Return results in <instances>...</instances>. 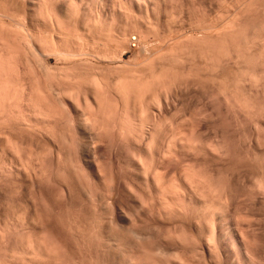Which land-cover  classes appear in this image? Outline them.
Wrapping results in <instances>:
<instances>
[{
  "label": "rangeland",
  "instance_id": "1",
  "mask_svg": "<svg viewBox=\"0 0 264 264\" xmlns=\"http://www.w3.org/2000/svg\"><path fill=\"white\" fill-rule=\"evenodd\" d=\"M43 1H45V0H42V2ZM50 1L51 0L47 1L48 4L51 3L50 6H46V4L44 5V6H46V10L49 9L50 12L49 11L43 12L40 8H38V6H36V5L32 6L30 4V0H0V13L2 12L1 14L7 13L10 15L12 13L15 16L16 15L15 12H17V14L19 16L17 15V17L15 16V18L21 19L23 17L21 19L22 21L24 20L25 23L28 21V23H26V25L28 24L27 27H28V29L30 28L29 32H31L32 34L36 33L35 35L37 36V41L39 40V42H37L38 45L41 46V44H45L46 46H49V47L53 46V45H57V48H59L58 50H60V52L68 50L67 52L70 56H72V55L75 56V57L72 56V58H74V60L70 56H67L66 57V58H68V61H67V59H65L64 57L61 58L62 56L58 55V53H60V52L57 49H53V51H50L52 49V47L51 48L47 47V49L48 48L50 49V50H48L49 51L48 53L51 54V56H50L51 59H48L47 63H49V66L52 65V67L50 66L52 68V69H50L51 74L48 75L47 73L49 72L48 71L49 69L45 68L46 71H48V72H46L45 69H43L44 67L42 68L43 72H46V73L41 72L42 70L39 71V69H41V67L43 65L42 63H40V65H38L39 63L37 61H36L37 62L36 63V62H34V60H30L31 63L34 62L36 67L34 68L33 66L32 67L26 66V63H27V65H29L30 61L27 60V61H29V64H28V62L26 61V58L24 56H26L27 52L31 56L29 49H28V45L26 44L27 41H25V40L21 41L20 38H17L16 35L12 36V39L18 40L15 44V47L17 46V44H19V45L24 46V47H20L22 52H23V49L26 50L22 54H18V56L20 55L19 56L20 58H22V57L24 58V59L22 58V60L19 59L20 60V66H21L20 69L22 71V79L27 78L26 79V83H27L26 84L27 85L26 90L29 92L30 95L33 93L32 95L37 96V94H34V92H32V89L35 86L37 88H35L36 90L35 89L34 90L37 91L39 94H41L43 92L46 93V89L51 91V87H54V86H55V89H58V87H59V89H61L60 86H58L61 84L62 89L64 88V91H66L67 96L70 97V98L68 97L69 100L70 101L72 100V102H75L76 104H78V103L81 104L80 107L82 106L83 111H81V115H77L71 109H69V107L67 110L64 109V112L67 111V113L65 114L63 112V108L65 106L63 107V104L59 103V106L61 105L63 114H65L64 117H66V118H64V120L68 119L67 117L71 116L72 118L69 119L71 122L68 121V123H67V120H66L65 123L68 125V127L66 126L67 127L66 128L65 127L66 124L64 123V121L61 124L60 120L62 118L59 117L60 120L57 121V126H59V128L56 126L57 129H55L56 131H54V128H56V127L55 126H54V128L51 127L52 128L51 130H53V132L58 135L56 137L57 139H59V138L64 139L63 135L65 133V130L68 129L69 127L70 128L75 127L76 130H75V128H73L75 131L73 129H70V128L68 129L69 131H68V134L66 132L67 135H65V138H66V136L69 135L70 130H73L74 132L71 131V134L73 133L74 136H77L73 139L76 142V143L74 142L75 145L76 146H77V144H79V145L81 144V145L77 146L79 149L75 148V145H73V142H71L72 140L70 141V139H72L74 137V136H72V138L69 137L71 135L68 136V139H69L68 141L71 142L72 144L66 143L67 138L65 139L66 141L64 140L65 142H63V141H61V139H59L63 143L62 144L59 140L58 141L54 140V142L52 140V142H51L45 136V134H43V136H41L42 134L39 135L40 133L38 131L33 130L34 132H37V134H36V133H33L31 130H30L31 132L28 130L29 133H31V134L33 133V134L30 135L26 131L28 133V134L26 133L28 135L26 137L25 133H22L23 135L20 134L18 136L19 132L21 133L25 129H22V131L19 130L20 128L15 130L16 127H12L14 130L6 129V130H8V131H6L7 132L6 135L8 134L9 136H11V134H12V136L14 135V137L17 136L16 139L18 138V140L21 138V136H23L24 138L26 137V139H24L25 144H23L24 140L21 139L19 141L23 145L19 144V147H18L17 145H15V144L13 145V143H12L11 146H13V147L17 146L19 148L18 150L21 152L16 151L17 150L16 148H15L16 149L15 151L21 153V155L19 153H18V155L21 159H22L21 156H23L24 161L31 160V159H29V157L32 158L33 160H31V163H33V164H31L30 165L31 168H29L28 167L29 165L28 166L26 165L27 162H24L21 160L22 163L24 162L23 164H25L24 166H25V168H27L26 170L29 169V172L30 171L32 172V173L30 172L32 174V176L30 175L31 177L28 175L29 178H28V176H26V174L25 175L22 174V176H21L17 172H6V174L3 172H2L3 174L0 173V180L4 181L6 183L5 184L3 182L4 183V185H3V183L0 182V187H1L0 188V207H1L0 208L1 209L0 217H2L0 219V221H1L0 223L2 224L4 221H6L4 223L10 224L13 222H17V220L20 221L21 219H23V221H24V219L26 220L30 216H33L35 219H36V216H38L37 218H39L38 219L39 222L40 221L42 222V220H43L42 218L44 216H46V217H44V220L47 217L48 218L50 217L51 220L53 218L54 219L53 222L51 221L50 223H47V221L48 222L50 221V219H48V218H47L48 220H45V222H43L44 223L43 226L46 230L43 228V226L41 227L39 225L40 224L39 222H36L38 224V227H39V228H37V224L35 223L36 224V230L38 231V234H40V236H38L39 238H37V239L41 240L43 243H45V244H43L41 242L43 244V246L45 245L46 248L48 247V249H49V248L54 247V249L57 252L56 255L54 254L56 258L55 257L52 258V261H53L52 263L50 262L51 258L49 259L50 261H47L48 259L45 258L46 261H43L44 262V263L42 262L43 264H45L46 262H47V264H48V262L51 264H56L57 262H58L57 264H72L74 261L78 262V261H80V259L83 260V257L84 258L86 257V261H82V263L78 262L77 264H86L85 262H87V264H92L91 261H93L94 258H96L97 260L94 259L95 261L93 264H100V262H101V264H106V262H107V264H125V262H126V264H130L131 260H132V263L136 262L138 254L143 253V251H141V249H140L141 248L140 246H142L141 245L142 240L140 242V239H139V241H137L136 239H133V238L137 236V239H138V235L141 232H143V230H141L140 228L141 227L145 228L144 224L146 225V228L147 227L149 228V229L147 228L148 231L153 230V231H151V233L154 234L157 231L155 234L156 236L153 235L154 237H156L155 238L156 240L158 239V241H155V244L157 246L154 245V246H156V251L155 250L154 251L157 252L161 248V250L163 252L159 253L160 255L158 253H157L158 255H155V256H159V257H161V254L163 255L164 252L165 253L167 252L166 253L167 256L164 253V255L166 257L164 256V258H163V256H162L163 262L166 261L164 259L165 258L167 259L168 255H170L171 252L176 253L177 251L180 252L179 250H181V252H180L181 255L178 254V252L176 254H174V256L175 255L177 256L176 258H179V259H177L178 261L181 260L180 264H182L184 262H186L187 264H192V263L195 264L196 262H197L196 264H264V180H263L264 179V176H263L264 175V58H263L264 57L263 56L264 55V42H263L264 41V8H263L264 7V0H246V2L244 0H241V2H240V0H238V1L237 0H69L70 3H73L76 6L75 8H77V9H75V10L77 12L80 10L78 12V14H77V12H75L76 15H75V13H74V15H72V14L70 15L69 13L66 14V9L64 8V4L67 3L68 0H60L61 3L59 0H52L51 2ZM82 2H83V4H82ZM11 4H12V6H11ZM15 6L18 9H16ZM55 6H56V11H54V12L57 13L56 15L59 17L58 18L59 21L56 19L55 15L53 14V11L51 10ZM19 7H21V9ZM47 7H49V8L47 9ZM78 8H79V10H78ZM51 11H52V14H51ZM47 12H49V14L51 16H53V17L50 16L51 17L50 21H52L51 19L53 18L54 22L53 21L48 22L49 18L47 16H49V15ZM45 13H46V15H45ZM256 14H257V16H256ZM68 15H70V16H68ZM72 16H73V18H72ZM43 17L46 19V20H44V22L42 20V19H44ZM95 19H96V21H95ZM56 20L58 21V24L61 23L63 26H61V24H60L59 25L60 27H59L56 24L57 23ZM45 21H47V22H45ZM0 24H1L0 25V36H1L0 37V45L2 48L4 46L3 42L5 40H8V38L6 39L7 31L9 30L8 35L9 34L12 35V33H14V34H16V33H15V30H11L12 28H10V26L5 24V22H3L2 19H0ZM53 24H54L55 28L53 27ZM4 27L7 30H5ZM62 27H63V29H62ZM1 29H2V31H1ZM10 31H12V32H10ZM4 34H5V36H4ZM10 35L8 36L9 39L11 38ZM257 37H259L261 40L258 39ZM1 38H5V39H1ZM2 40H4V41L2 42ZM14 40H12V41L15 42ZM10 41H11V39L8 41L9 44L6 41L5 46L10 45ZM53 42H55V43L53 44ZM2 43H3V45H2ZM39 43H41V44H39ZM48 43H50V44L48 45ZM19 45L17 46L18 48H19ZM11 47H9V48H11ZM53 47L55 48V46H53ZM7 48H8V46L6 47V49L4 48V50L8 51L9 48H8V50H7ZM18 48H15V49L12 48V49L17 50ZM12 49H10V50L13 51ZM20 49H19V51H20ZM4 50L2 49V51H1V49H0L1 52H4ZM54 50L55 51L57 50L58 53L57 52L54 53ZM21 51L17 52V53H21ZM78 51H79V53H78ZM80 52H82V53L80 54ZM5 53H7V52H5ZM28 53H27V55H28ZM86 53H87V55H86ZM55 54H57V55L55 56ZM74 54H77V56ZM84 54H85V56H87V58L85 56H83ZM95 55H98L97 56L98 58ZM100 56H101V59H99ZM76 57L78 59H76ZM69 59H70V61H69ZM22 63L28 68V69H26V67H25L26 71L28 72V74L30 76L28 75V77H26L25 73H27V72L23 71L24 65H22ZM56 65H57V68H56ZM29 67L34 68V70L37 68V70H38L37 74H34V72L31 71L33 69H31L30 72H32L34 75L32 73H30ZM81 71H83V72H81ZM35 73H36V71H35ZM52 73H54V75L58 74L57 76L55 75V79L58 81H55L54 78H50L51 76L52 77L54 76ZM82 73H83V75H82ZM39 74H41L43 76L41 77V75H39ZM61 77H62V79H60ZM84 77H86V78H84ZM93 77L96 79V81H94L95 79ZM74 78L75 79L77 78V79L75 80ZM98 79H100V80H98ZM101 79L102 80L104 79L106 81L105 82L103 80V82L105 84L104 83L100 84L102 82ZM129 79L130 80L132 79L131 80L132 83L130 82ZM45 80H47V81H45ZM51 80H52V82H51ZM67 80L69 81V83ZM120 80L122 82L124 81L123 84L121 82V85L125 86V88L128 89V92H127V89H125L124 87H123L124 89H122V86H121V89H122L121 92L119 91L120 93L116 92L115 91L116 89L115 90L113 89L115 87L114 85L116 83H118L117 81H120ZM125 80H126V82H125ZM133 80L134 81L136 80L135 81L136 84L134 83ZM138 80H139V82H138ZM34 81H36V82H34ZM78 81H80V82H78ZM92 81H93V83L97 82L96 86H99L98 83L100 82L99 84L101 85V89H100L101 91L98 90L99 87H96V89H94L93 86H91ZM58 82L60 84H58ZM87 82H89V83L87 84ZM140 82H142V83H140ZM143 82H144L146 88L143 86ZM36 83H38V84L41 83V84L38 85ZM52 83H54L53 84L54 86H52V85L49 86ZM107 83L109 86H106ZM127 83H128V85H127ZM56 84H57V86H56ZM89 84H90V86H88ZM148 84L152 88L149 86H146ZM46 85L49 86L50 89H48ZM126 85H127V87H126ZM136 85H137V87H136ZM141 85L143 86V88ZM43 86H44V88H43ZM103 86H105V87L103 88ZM134 86L136 87V89ZM41 87L44 90L39 89ZM65 87H66V89H65ZM148 87L151 89L149 90ZM30 88H32V89H30ZM138 88H139V90H138ZM131 89H133V91ZM73 90H75V92ZM124 90H125V92H124ZM28 92H27V94H28ZM126 92L127 93H129V92L133 93L134 92V94H131V93L127 94ZM48 93L49 92L47 91L45 96H44V94H41V95H43V100H44V97L47 98L46 95ZM71 93H73V94H71ZM77 93H78V95H77ZM97 93L99 96L97 95ZM123 93H125V94H123ZM96 95H97V97H99L103 101V102L101 101L102 103H100V105L101 104H103V105L102 106L99 105L100 107L98 106V107L94 108L93 105L96 106V104H95ZM33 97H32L34 99L33 101H37V102L39 101L40 102V100H38L39 95L37 97V100H35L36 99L35 96H33ZM97 97H96V99H97ZM99 98L97 101H99ZM76 101L77 102L79 101V102L77 103ZM46 102H47V100H46ZM48 102H49V100H48ZM87 102L90 104H88ZM41 103H43L42 99H41ZM56 103L53 106H56L57 105ZM86 104L88 106L89 105H91V106L88 107ZM76 106H78V105H76ZM57 107H58V105L56 106V108ZM91 107L93 108V110L96 109V111L99 113L102 111L101 116L98 115L99 117L96 118L97 112L94 110L95 113H93V110L91 111ZM101 107H103L102 108L103 110L99 111L101 109ZM61 108H59V110ZM69 110H71V111H69ZM68 111L70 113H73V114H70V116H69ZM58 112H60V114H61V111H58ZM85 113H87L86 117L84 116V115H86ZM61 115H58V116H61ZM85 118L86 119L88 118V120H85V123L87 121L90 122V123L87 122L88 128L91 127L90 128L91 130L90 129L89 130L90 131L96 130V133H95L96 136H94V133H91V135H90L93 139L91 137H89L87 139L86 137H83L77 131V125L79 124V121L80 120L84 121ZM98 121H99V123H98ZM58 122H60V123L58 124ZM92 122H93V124H92ZM69 123L72 127L69 126ZM97 123L99 125H105V126H102V127H105L104 130H102L103 128L99 127V125ZM103 123H105V124H103ZM124 123H126V124H124ZM95 124L98 126H95ZM124 125L127 126V127L125 126V129L126 128L127 129L125 131L126 133L123 132V136H124L123 137L121 135L122 134L121 132L123 130H125L123 128ZM133 125H134V128H135V126L138 128L141 125L139 128L140 129L143 128V129L140 130L138 128L135 130L133 128ZM130 126L135 131H133L130 128ZM63 127H65L64 133L62 131ZM97 127L101 128V129L98 130L99 128H97ZM156 127H158V129H157L158 131H155ZM0 128H1V124H0ZM128 129H129V131H128ZM10 130L12 132L13 131H15V132L10 133ZM101 130L104 132H101ZM106 130L108 133L106 132ZM59 131L62 133L58 134ZM160 131H162V132H160ZM133 132H135V134ZM155 132L156 133L159 132V133H157L158 137H159V135H161L159 137V140H158V137L156 136ZM15 133L16 134L18 133V134L15 135ZM98 133H99V135H98ZM148 133L153 134V136L155 135L157 138L151 137V134H148ZM35 134L37 136L36 137L37 139L35 137H33V136H35ZM103 134L105 136H102ZM112 134H113V136H112ZM6 135H5V137H6ZM59 135H62V137H59ZM130 135L132 138H130ZM148 135H149V138H148ZM173 135H174L175 139H176V137H177V139H179V140L176 139V141L178 142V143L176 142V144L177 145L179 144V145L178 146L174 145L175 146L174 151H173L174 146L172 147L173 149H171V150L173 151V153L168 152L169 154H172L170 156L165 151L167 150V142L170 138L173 137ZM30 136H32L34 138V139H32V141L34 140V142H35V143H33L34 147L30 141V138H32ZM98 136L101 137L100 140H98L100 138ZM126 136H128V137H126ZM42 137H44V138H42ZM53 137H52V139H53ZM103 137H104V139L102 140ZM142 137H143V139H142ZM1 138L2 139H0L1 140L0 148H2L1 144L5 143L4 145H6V144L8 145V144H10V143H8V142H10V140H12L13 142H14V140H16L15 138L8 139V142H7L8 136L5 138L6 140H3L4 136ZM28 138H29V140H28ZM95 138H96V140H94ZM126 138L127 139L130 138V140H129L130 144L127 143L129 141H127ZM144 138H146V139H144ZM41 139H43V140H41ZM44 139H46L45 142H44ZM121 139H123V140H121ZM137 139H139V141L142 139L144 141V143L143 142H141V143L144 146L140 142H139V144H141V146L139 144L137 145V143H138ZM153 139L156 142L153 141ZM40 140H41V142H40ZM78 140L80 143L78 142ZM92 140H94V141H92ZM97 140L100 142H98ZM151 140L153 141V143ZM165 140H166V142H165ZM2 141H4V142H2ZM17 141H15L14 143H16ZM26 141H29L30 144H32V146L30 144H28V142H26ZM46 141H48L47 142L48 147L46 145L45 146L48 148L49 151L52 150V147H53L54 148L53 151L55 153L53 151L52 152L50 151V154H49L48 150L44 146ZM95 141H97V143H96L97 145L95 143H93ZM132 141H133V143L135 142V144H133ZM149 141H150V143H148ZM180 141L181 142L183 141V142L181 143ZM59 142H60V144H59ZM40 143H42V144H40ZM54 143H56V144L58 143L59 145H56ZM64 143L71 144L72 146H74L73 148L71 146V148L75 149L76 152L73 150H72L73 152L69 151V152L73 153L72 156L74 158H75V155H78L81 152L78 155L80 157L76 156L77 160H75L76 158L75 159L72 158V159H74V162H77V165L79 163L83 162V164L79 165L78 168L80 167L81 169L82 168L84 169V167H85L84 172L85 173L88 172L89 173L88 176L85 174L86 175V177H85V175H83L84 173L80 172V170H81L80 168H79V171H77L78 169H74V170L72 169L73 172L70 171V168L74 166L73 165L74 163L73 164L70 163V165L72 164V166H70V165H69L70 167L68 166V169H69L68 173H67V167H65L66 168L65 171H66L68 177L71 175L69 178L67 177V175H64L63 173H61L64 171L63 169H65L64 165H66L63 163H65V161H66L69 164V162L66 159V157H67L66 154L68 153V151L65 150L66 148H63L64 150L62 149L64 152L60 151V153L61 152L65 153V151L67 152V153L63 154V156H62V153H61V155L59 153L61 146L66 145ZM154 143H156V144L159 143V144L155 145ZM165 143H166V145H165ZM38 144H40V145L38 146ZM92 144L93 145L95 144L96 146L94 147ZM98 144H99V147H101V149L98 147ZM101 144H103V145H101ZM148 144H151L150 147H152V144H153L152 149L154 151L152 150V154H153L152 156L150 154L151 151H149L150 148H149ZM181 144H182L183 148H182ZM26 145H28L27 147H29L27 151L25 149ZM41 145H43V146H41ZM50 145H51V147H50ZM146 145L148 147L147 150H146ZM160 145H161V148H160ZM163 145H165V146H163ZM194 145L197 147H195ZM9 146L8 147L5 146L4 148L8 149ZM11 146H10V148L12 149ZM21 146H24V149H20ZM37 146L39 147V149L37 148ZM58 146L60 147V149H58ZM92 146L94 148H92ZM139 146H140V148H139ZM31 147H32V150L35 149L34 154L30 149ZM44 147H45V149H44ZM49 147L51 149H49ZM69 147H70V145H69ZM80 147H81V149H80ZM87 147L91 148L92 150L96 148L97 150H93V153H95V151L97 152L98 150H100V152H97L96 153L97 155L96 154L95 155L101 160L100 162L104 161L103 164L106 166V167L104 166L105 168H103V164H101L100 167L102 166L101 168L103 169V171L105 169L106 170L108 169L107 171L106 170L104 171V173H108V174L103 173L105 177L102 176L103 178L102 177L100 178L101 181H98V179H96L93 176V174L91 173V170L85 164L84 152H85V149ZM165 147H166V150H165ZM10 148H9V150H10ZM41 148H43L44 150H42ZM55 148L57 149L58 154L62 158L66 159V160L63 159V163H62L63 167H62V164L60 165V168L61 167L63 168V169H61V172L57 171V170H60V169H58L57 163H60V160L62 162V159H61V157H57V155H56L57 151ZM67 148H68V146H67ZM130 148L132 149V151L136 149L135 150L136 152L135 151L134 152L137 155H135V153L131 154L132 151L129 150ZM194 148L197 150H195ZM176 149H179V152ZM9 150H6L8 152L7 153L6 151L3 152L0 149V160H1V158H2V160H4V159L6 160V158H4L5 156L2 157L1 155H5V154L8 155L7 160L4 162L1 160L0 163H5V164H7V167L10 166V168H11L12 167L11 162L14 163L15 160H17V163H18L20 160L18 157H17L18 159L16 158L17 154L15 156L11 155L12 152L9 153ZM22 150H25L24 152H26V154L23 155L24 152ZM78 150H79V152H78ZM161 150H163L162 154H161ZM15 151H13V152L15 153ZM28 151H31L34 157L30 156L32 154H30V152H28ZM36 151L39 153L38 155H36L37 154ZM43 151H45V152L43 153ZM122 151H123V153H122ZM174 152H177V153L174 154ZM45 153H47L46 156L51 155V153H52V154H54L55 158L52 155L48 156L51 159L48 157L45 158L44 157ZM128 153L132 156L135 155L133 158L134 161L136 158H138L140 162L143 161L144 164L148 161L147 165H142V163H143L142 162L141 165L144 167H142L141 165L139 166L138 164L140 162L138 163L137 162L138 159H136L137 161H135V171H134V168L130 169L131 167H129V165H126L128 160L132 159V157L130 158V156H128L129 155ZM163 153L166 156H168L166 159L167 161L164 160L165 155H163ZM40 154H41V156L43 155L44 158L41 157ZM69 154H67L68 155L67 158H69V156H70ZM173 154L175 156L178 154L176 156L177 158L176 157L174 158ZM81 155H82V158H81ZM102 155H103V157L105 155L106 159L107 158L108 159L107 160L102 159L103 158ZM12 156H14V158H12ZM37 156L41 157L43 159H41V158L39 159ZM139 156H140L142 161L140 160ZM150 156L152 157V159ZM154 156L157 158V159L155 158V162L157 161L158 165H157V163H154V161H153ZM169 156L172 158H169ZM8 157L11 159H9ZM120 157H122V159ZM53 158H54V160H53ZM59 158H60V160H58ZM78 158L80 159L81 162L78 161L79 160ZM168 158L171 161L168 160ZM37 159L39 160V162L42 161L41 162L42 166H43V168L41 169L42 171L39 169L41 167L40 165H38L39 167H36L34 165L35 163L38 162ZM72 159H71V161H73ZM162 159L164 160L163 163H162ZM68 160L70 161V159H68ZM151 161L153 163H151ZM8 162H10V163H8ZM107 162H109V165ZM20 163L21 162L18 163V166H19V168H22L23 173H25L26 172L25 169L23 170L24 166L22 167L23 164L21 163V165H20ZM148 163H150V164H148ZM28 164H30V161L28 162ZM38 164H40V163H38ZM53 164H54V167H52ZM77 165L75 164L76 168H77ZM153 165H154V168H151V167H153ZM145 166L148 167V169H150V170L153 169L151 172L156 171L157 174H158V172H159V174L160 173L162 174V175H160V178L161 177L162 178L161 179L159 178V179L161 181L163 180L164 182L163 183L160 182L159 184H162V186L161 185L160 186L164 190V185L165 186L168 185L167 186V188H169L168 190H170V193L172 195H174V196H172L171 194L168 193V191H167L168 196L166 195V193H164V195L166 196V199L168 197V199L171 200V201L169 200L170 204L168 201H167V203L164 202L166 200L165 197L161 195L162 196V199H161L159 197V195L157 193H155L153 190H150L152 188L148 187L146 185V183L143 181L144 176H143L142 171H144V169L146 168ZM157 166H158V169H157ZM34 167H35V170H34ZM121 167L122 168L124 167V168L122 169ZM38 169L40 170L38 172L39 176H36L37 172L35 174L34 171H38ZM148 169H147V171H150ZM75 170L79 174L81 173L85 177L84 178L85 180H84L83 177L81 176V174L79 175L78 173H76V175L78 174L79 178L80 177L82 178V179H80V180H82V184L84 182V185H82V186L80 185L81 187L79 186V181H80V180H78L79 178L75 179L78 176L76 177V175H74V176L72 175V174H75L74 173ZM110 170H114V172L110 171ZM129 170H130V172H129ZM116 171L118 173V176H117ZM126 171H128V173ZM132 171H134V172H132ZM56 172L61 173L62 175L61 174L60 175L64 176V182L68 181L69 186H68V183H65L67 185L66 186L64 184V182H62L63 178L61 177V179H60V175L57 174ZM69 172L71 174H69ZM111 172H113L115 174H113ZM151 172H149V173H151ZM233 172H235V173H233ZM11 173H13L12 176H11ZM45 173H46V175H45ZM135 173L138 175H136ZM103 174H101V175H103ZM128 174H129V176H128ZM57 175H59V176H57ZM106 175L107 176L109 175L108 177L111 176L109 178L110 184H109V182H105V183L102 182V181H106L105 180V179H107ZM112 175H115V177H116V178L114 177L113 180L111 179ZM131 175H132V177H131ZM133 175H135V176H133ZM188 175H189V179L191 178L193 180L200 182L199 184H201V186H202V187L200 186V188L202 189L201 191H203V193L199 194V199H195V198L191 197V195H190L192 187L190 188V186H188V185H190L189 182L187 181ZM190 175H192L195 179L193 177H190ZM10 176L13 179L10 178ZM17 176L21 177V178L19 177L21 179V181H20V179L17 178ZM65 176L70 180V182L72 181L73 183L71 182L72 183L71 184L69 182V180L66 179ZM92 176H93V178H92ZM122 176H124V177H122ZM4 177H6V178H4ZM14 177H15V180H14ZM24 177L25 178L27 177L28 180H27V178L25 179ZM87 177H90L87 182H89V180L91 178H92L91 180L94 179L92 181L93 186H92V184L90 186L91 190L93 187L94 193H96V189H97V191L100 190L102 193L106 192L105 194H107V192L110 190L108 192L110 194V196L109 197L105 196V198L108 200L106 202H104V209H105V213H106L104 216L107 217V220L105 218V224H106L107 232L109 234H115L112 232L113 231L115 232V229L118 225L120 226V227H117V229H116V232L118 230V233L121 231V227H122V230L125 228L124 229L125 233L128 232L129 229H130L129 233L133 232L134 229H136L134 231L139 232L138 235H134L133 234L134 232L130 234V236L132 234L134 235V236L132 235L133 236L132 242L134 241L133 243L136 245H134L133 243L127 244V243H125V241L124 242L121 241L119 243L120 246H125V249H122L119 246L123 250V252H121L120 248H118V249H120L119 252H115L116 250L109 252L106 249L102 250V248H100V250H98V252H97V256L100 254L99 256L102 258V260H100L101 258L99 259V257H97L95 254L96 250L99 249V244H98L99 241H97L95 238L94 243L96 242L97 244L96 243L93 244V242L91 244V241L89 239L87 240V239H84V237H83V236H85V237L90 236L89 238L93 241L94 236L92 239V235H95L97 233L96 231L94 232L95 234L90 233L91 229H92V231H94L93 230L94 227L92 224H94L95 217L91 214L94 211L93 210L94 204H92L90 202L91 200H87V198L83 196L84 194H86L84 186H86V184H87L85 182L87 180L86 179ZM118 177L120 179H118ZM45 178H46V180H45ZM49 178H51L52 180ZM125 178H128V179H125ZM140 178H142V179H140ZM165 178H166V180H165ZM102 179H104V180H102ZM114 179H115V183L117 180V183L116 184L114 183V185H112L114 182ZM26 180H27V182H26ZM91 180H90V183H91ZM126 180H127V182H125ZM51 181L53 182V185L50 186V184H52ZM94 181H96L97 184ZM129 181L131 183H128ZM15 182L18 185V187L14 186V185H16ZM22 183L24 185H27V186H24ZM90 183H88V184H90ZM94 183H95L96 187L97 186H100V187L96 188L94 186ZM98 183H99V185H98ZM20 184H22V187ZM88 184L86 187L90 188ZM104 184L106 185V187L103 188ZM130 184L136 185L137 191L134 190L135 188L132 189L133 186L131 188ZM144 184H145V186H144ZM8 185H9V187H8ZM29 185H31V186H29ZM56 185L59 188L56 187ZM70 185H72V186H70ZM75 185H76V187H75ZM115 185H117L116 188L118 187L117 189H115V190H117V192L113 189V188H115ZM121 185H128V187H130L132 189L131 190L129 188L130 191L134 190V192L133 193L131 192L132 194L124 192L119 187ZM112 186H113V188H112ZM6 187L8 190H6ZM12 187L13 188L16 187L15 190L18 189L21 191V189H22L23 192L21 193L20 191L17 190V193H16V191H14V189ZM49 187H51V188H49ZM69 187H71L69 190L71 192L73 191L71 194L68 191ZM72 187H73V190H72ZM107 187L109 190L107 189ZM145 187H146V189H145ZM74 188H75V190H74ZM77 188H78V190L79 189L80 190L78 191ZM88 188L86 190H89ZM105 188H106V190H105ZM138 188L141 190V192H143L142 197L145 200H143V198L139 199V197L136 196L138 193H139V195L141 193ZM1 189H2V191H1ZM52 189L54 192L52 191ZM102 189H103V191H102ZM112 189L114 190L113 191L114 193H112ZM82 190H84V191H82ZM8 191H10V192H8ZM47 191H49L51 194ZM93 191H91V192H93ZM3 192H4V194H3ZM60 192L61 193L64 192L65 195L62 196L63 193L60 194ZM91 192L89 190L88 194H92ZM148 192H150L149 194H151V195H149ZM54 193H55V196H54ZM134 193H135V195H133ZM178 193L181 195H179ZM19 194L22 198L19 196ZM47 194H50V195H47ZM69 194H70V196H72V198L76 199V201L73 200V202H72L71 201L72 198L69 196ZM74 194H75V196H74ZM112 194H117V195L112 196ZM184 194L186 195V197ZM14 195H15V197H14ZM59 195H61L62 198L65 196L67 198L61 199V197ZM118 195H119V197H118ZM7 196H9V197H7ZM25 196H26V198H25ZM135 196L139 199V201H137ZM152 196H154V198H153L154 201L151 200ZM155 196H157L158 199ZM52 197L54 198V200ZM59 197L61 200L59 199L60 201L59 200L57 201V198H59ZM112 197L115 199H113ZM121 197H123V198H121ZM140 197H141V195H140ZM206 197L208 199L212 200V201L210 200V202H211L210 205L213 202V206L210 207V210L208 208L207 211H206V209L202 210L201 206H200L201 200H203ZM147 198H148L147 201L149 202V204L145 203ZM163 198L165 199L164 201H163ZM79 199H81V200H79ZM112 199H113V201H112ZM121 199H123V200L120 201ZM159 199H161L160 202H162L163 204L166 203V206H162L163 204H161L159 202ZM180 199H182V200H180ZM5 200H7V201H5ZM9 200H11V201H9ZM47 200H48V202H46ZM64 200H65V202H64ZM172 200H174V201H172ZM197 200H198V202H197ZM109 201L111 203L112 202L113 203L110 205ZM123 201H125V202H123ZM141 201H144L142 203L145 204V207L147 204L150 205V207H148V206H147L148 208L143 207L142 205H144V204L141 205ZM151 201H152V204H150ZM6 202H8V203H6ZM9 202L11 205L9 204ZM60 202L61 203L64 202L65 204H67L68 205L67 208L64 207V203L60 204ZM82 202H83V204H82ZM87 202H88V204H87ZM107 202L110 205V208L107 207V209H110L108 211V214L106 212L107 210H106V206H105V205H108V204H106ZM154 202H155V204H154ZM14 203H16V204H14ZM22 203H23V205L25 204L24 206L22 205V207H24V208H22L20 205ZM47 203H49V204H47ZM130 203H132V204H130ZM156 203H158L159 205L158 204L156 205ZM5 204H7V205H5ZM8 204H9L10 208L8 207ZM174 204H176V205H174ZM181 204L183 206H181ZM26 205H27V208L29 210L26 209ZM51 205L53 207L52 209H54V207H55V209L56 208L57 209L55 211H53L52 209H50ZM74 205H76V206H74ZM84 205H85V207H84ZM91 205L93 206V208H91L92 207ZM114 205H115V207H114ZM119 205H120V207L123 205L122 209H124V208L126 209L125 211L127 212L128 216H130V215L136 216L135 225L137 224V221H138V224L141 225L138 228L139 230H137V227L139 225L137 224L136 225L137 227L136 226L133 227L134 222L129 220V218H130V219H133V221H134V218H132L133 216L127 217L128 220H127V218H126V220L121 219V217H123V216L126 217L127 215H126V212L124 210L119 209L120 208ZM172 205H173V207H176V208H173ZM112 206L116 210H114V208ZM157 206H159V208ZM161 206L162 207L168 206L167 209H170L173 214L175 212L176 213L173 215V214H171L170 210L166 211L167 209L161 208ZM12 207L15 209H13ZM71 207H73V208L71 209ZM80 207H82V210ZM135 207H136V211H135ZM142 207L145 208V210L143 209L144 211H142V209H141ZM129 208H131V209H129ZM153 208L155 209V211ZM171 208H173V210ZM178 208L183 209V210L181 211ZM186 208H187V210H185ZM90 209H92V210H90ZM216 209H218V210H216ZM27 210H28V212H27ZM68 210H71V213H69L70 211H68ZM150 210H152V213H154V214H152ZM158 210H159V213H158ZM51 211H53V212H51ZM60 211H62V212H60ZM76 211L78 213L79 212H82V213H80V215L79 214L76 215V213H77ZM115 211H116V213H115ZM193 211H194V213H193ZM197 211L200 213H198ZM48 212L51 214H49ZM109 212H111V213H109ZM137 212H138V215H136ZM186 212L188 213L187 214L188 216L186 215ZM26 213H28L29 216L26 215ZM52 213H56L57 217L59 216L60 218H62V216H63V218L65 220L63 218H62V220L65 221V223H66L65 226L63 225L64 221L62 223L61 222L62 220H60V218L58 220V218L56 217V214L53 215ZM68 213L74 214L75 216H70ZM113 213H115V215ZM150 213L153 215V217ZM180 213H181V215H180ZM86 214L88 215L89 218L87 217ZM93 214H94V212H93ZM109 214H111V215H109ZM159 214H163V217L165 218L166 222H163L164 218H163V220H160V219H162L161 218L162 216L160 217ZM90 215H92L93 217ZM107 215H109L110 217L113 215L112 216L113 219L108 217ZM140 215H141V218L145 217V220H148V221L150 220L149 221L150 225L147 224L148 223L147 221L145 223V221L141 220V218L138 219L137 216L140 217ZM157 215H159V216H157ZM197 215H198V217H197ZM8 216H9V219H8ZM64 216H66V218ZM69 216H70L69 219H71L72 222H74V223H72V222L70 223L71 220L69 221V219H68ZM78 216L82 222V225H84V226L81 225L80 221L75 222V221H77V219H79ZM148 216L151 219L148 218ZM178 216H180L182 218H179ZM73 217H75L74 218V220L76 219L75 221H73ZM114 217L116 219H114ZM170 217L172 218V220ZM188 217H189V219H188ZM194 217H196V218H194ZM200 217H201V220H200ZM12 219H14V221ZM83 219H84V221H83ZM180 219H183V220H180ZM202 219H204V220H202ZM8 220H11L13 222H10V221L8 222ZM86 220L88 222H86ZM112 220L115 222H113ZM154 220H156L157 222H155ZM193 220H194V222H192ZM106 221H109V222L106 223ZM198 221H199V223H197ZM111 222H113L114 226L115 225H117V226L111 227V225H113ZM122 222H123V224H122ZM170 222L174 223V224H171ZM183 222H185L186 224L185 223L183 224ZM46 223L49 227L50 226L52 227V228L50 227L49 229L52 230L55 228L54 233H56L55 236L59 238L58 241L60 244L64 243V245H66L65 242H67V243L69 242L66 246H64V249H63V245H61V246L58 245L59 243H57L58 241H57L56 237H55L56 238V241H55L54 235H53L54 233L52 232L53 230L52 231L49 230V234H51L52 237H51V235L49 236V234H48V236L47 235L41 236L40 231H42L43 229H44L43 230L44 232L42 231L43 234H46L48 232V229H47L48 226L46 225ZM75 223H78V225ZM1 224H0V226H2ZM72 224L74 225L72 227L73 231L76 229L77 226L80 227V225H81L80 228L83 227L85 229H90L88 231H90L89 233L91 235L89 233H88V235H86L87 230H85L83 228L81 230L82 232H83V230H85V232H83V233H85V235L83 233H82V235H80V236H82L81 238H83V240H87V241H85V248H84V243H83L84 241L81 240V238H79L80 237L79 232H81L80 229H78V227H77V230H75L76 234H74V232L71 230V227H70V226H72ZM85 224H86V227H85ZM108 224H110V225H108ZM129 224H130V228L127 229L126 227L127 226L129 227ZM62 225L64 227H61ZM158 225L161 227V230H159L161 232H164L163 229L166 228L164 230L166 233H168V229H170V232H169L170 234L169 233L168 234L173 237L172 238L174 240V241L172 240L173 242L171 241L170 236H168V234L164 235L163 233L158 231V229H160ZM171 225H173V226H171ZM196 225H197V227H196ZM46 226H47V228H46ZM151 226L154 227V229L150 228ZM199 226L201 228H199ZM25 227L23 226V228H25V229L22 228V231H21V228H19L20 230L18 229V231L20 233L16 230L10 229L11 232L7 231V236L9 234L8 237L7 236L5 237V233L3 235V237L5 239L2 238V236H0V241H1V238H2V240L4 239V241H5V242L4 241L0 242V244H2V245H0V260H2V261H0V264H1V262H3V263L9 262L10 264L11 263L14 264L15 262L18 263V261H19L18 257L22 256V254L19 253L20 255L18 256V253L14 252V251H17V250L20 251L22 242L24 240H26L28 235L30 236L31 233L33 232V230L30 229V226L28 228H27V226H25ZM90 227H93V228H90ZM109 227L114 228V230L111 228L110 229L112 231L108 230ZM131 227L133 228L132 230H131ZM155 227L156 228L158 227L156 229V231H155ZM62 228H64V229H62ZM66 228H67V230H66ZM118 228H120V229H118ZM176 228H177V230L175 232ZM29 229L32 230L30 233L28 231ZM172 229L174 231H172ZM182 229H184V230H182ZM187 229H188V232H186ZM147 230H145V232H144L145 236H146V238H144L145 240L147 239V237L149 236L148 234L150 233V232H147ZM69 231L71 233H69ZM190 231H191V233H190ZM21 232L22 233L24 232V234H22ZM137 232H136V234H137ZM158 232L161 235V237H160V235H157ZM172 232H174V233H172ZM178 232H179V234H178ZM183 232H185V233H183ZM194 232H195V234H194ZM122 233H123V231H121L120 234H122ZM151 233H150L149 238L151 237L153 240L154 238H153ZM176 233H177V235H175ZM189 233L191 235L194 234L195 236L194 235L189 236L190 235ZM19 234H21V235H19ZM57 234H59V236H57ZM72 234H74V236H76V237H73ZM172 234H174L175 237ZM22 235H24V237ZM66 235H68V236H66ZM97 235L98 234H96L95 236H97ZM126 235L127 234H125V236H123V237H126ZM166 235H167V237H169L170 240H167L168 243L164 242L166 240H164L163 242L166 243L167 245L164 244L162 242V239H161V238L164 239V237H166ZM60 236H62V237H60ZM140 236H141V234L139 235V238H142V236H144V235H142L141 237ZM158 236L160 238H158ZM19 237H21V239H19ZM49 237H50V239H49ZM167 237H166V239H168ZM193 237H195L196 239L199 238V239H197V240H199V241H197L198 242L197 244H195L196 239L195 238L193 239ZM42 238H44V239H42ZM76 238H78L80 241V242L78 241V243L79 244L81 243L79 246L81 247V245H82V247H83V249L81 247L82 250L80 249L82 252L79 249H77V245L74 246V244L77 243ZM6 239H7V241H6ZM45 239H46V241H45ZM63 239H64V241H63ZM211 239H212V241L213 240L214 241L212 242ZM149 240H146L145 243H147ZM152 240H151V243H153ZM187 240H189V241H187ZM61 241H63V243ZM135 241L141 243L139 246L140 250L136 249V248H138L139 243H135ZM191 241H193V243H191ZM73 242H76V243H73ZM122 242L124 243V245H122ZM156 242L157 243L162 242L161 244H162L163 248L160 247L161 245L159 246ZM70 243H73L72 244L73 246ZM169 243H171L172 245ZM86 244H89L91 249L89 247L86 248V246H88ZM147 244H149V245L146 248L144 246V242H143V246H142L143 249L142 250H144V248H145V249L149 250L148 252H152L154 246L151 247L152 244H150V242H148ZM91 245L95 246V250H94V247H92ZM97 245H98V247H97ZM131 245L135 246V248L132 247ZM168 245H170V246H168ZM17 246H19V247H17ZM129 246H130V248H129ZM74 247H76V248H74ZM96 247H97V249H96ZM131 247L134 248L137 253L135 251L132 252ZM157 247H159V248L157 249ZM13 248H15L16 250H14ZM71 248H72V250H71ZM149 248H152L151 251ZM164 248L167 251H165ZM193 248H195V249H193ZM6 249L8 250L7 252H6ZM66 249H68L70 252L66 251ZM86 249H88V250H86ZM127 249L129 250V252L126 251ZM196 249H198V250L196 251ZM12 250H13L14 254L15 253L17 254V255L16 254L13 255L17 258V259H15L16 261H13V262H12V260H14V258L12 256V254H13ZM51 250H53V249H51ZM51 250L49 249L48 251H51ZM55 250L53 252H55ZM63 250H65V251H63ZM104 250H106V254H103V253H105ZM168 250H169V252L171 251L170 254H168ZM185 250L187 252H185ZM72 251L74 252V254L71 253ZM84 251H85V253H84ZM87 251L89 253L91 252L92 254H89ZM101 251H103V252H101ZM139 251H141V252H139ZM183 251H184V254H186L188 252L190 254L188 253V255L187 254L184 255ZM66 252H68L69 254L71 253V255H70L71 257L69 256V254H66ZM79 252L84 253L85 256L80 255ZM148 252H146V254H149ZM155 252L151 253V255L155 254ZM192 252H195V253L198 252L197 253L198 256L201 257L199 259V261H198L199 257H196V254L192 253ZM113 253H115L116 255ZM120 253H123V254L126 253L128 255H123L121 257ZM129 253L132 255V258L129 257V255H130ZM133 253L137 256V257L135 256V258H136L135 260H134V254ZM52 254L48 257L54 256ZM87 254H88L89 259L90 260L92 259L91 261H87V259H88V257L86 256ZM76 255H78L80 257V259H78L79 257H76ZM90 255L93 256V258ZM105 255L106 256L110 255V256L105 258ZM117 255H119V257L121 259L118 258ZM142 255L146 259L148 257H150V258L148 260H146L144 258L141 259L140 258L141 255H140L139 256V259L141 260L140 263L143 264L146 261V263H144V264H150L151 263L150 261L152 260L151 259L152 256L147 255L148 256L147 257L144 254H142ZM7 256H9L10 259L12 256V260L9 259L10 260L9 261ZM72 256H73V259H74V257H76V260L74 259V261H72ZM113 256L116 259H114ZM126 256H128L127 258L129 260H127ZM174 256H172L171 258H174ZM185 256L186 257L188 256L186 259L188 261H190V263L185 259ZM191 256L193 257V259H191ZM123 257H124L125 261H122ZM183 257L185 260L181 259ZM23 258H24V256L21 259H23ZM54 258L56 259V263L54 261L55 260ZM189 258L191 260H189ZM139 259H138V262H139ZM153 259H157V257H154ZM4 260H6L7 262ZM143 260H145V261H143ZM22 261L23 260H21V262L19 261V264H25L27 262L26 261V262L22 263ZM59 261H61V262H59ZM104 261H105V263H104ZM142 261H143V263H142ZM159 261L154 262V260H152V262H154L155 264L156 263L157 264L162 263V261L161 262H159ZM36 262H31V263L27 262L26 264H28V263H30V264L41 263V261L40 262L38 261L39 263L38 262L36 263ZM138 262H137V264H138ZM147 262H150V263H147ZM173 262H174V260L173 261L171 260L172 264L176 263V262H174V263ZM167 263H165V264H167ZM171 263L169 262L168 264H171ZM186 263H184V264H186ZM151 264H153V263H151ZM176 264H178V263H176Z\"/></svg>",
  "mask_w": 264,
  "mask_h": 264
},
{
  "label": "bare ground",
  "instance_id": "2",
  "mask_svg": "<svg viewBox=\"0 0 264 264\" xmlns=\"http://www.w3.org/2000/svg\"><path fill=\"white\" fill-rule=\"evenodd\" d=\"M47 1H49V0H45V1H43V2H42V0H30V4H31L32 6H33V5L38 6V8H40L43 12H46V11H49V12H50V10L48 9L49 7H47L48 10H46V6H50V4H51V3L48 4ZM51 1H52V0H51ZM51 1H50V2H51ZM59 1H60V0H59ZM68 1H69V0H68ZM68 1H67V3L64 4V8L66 9V14L69 13L70 15H71V14L74 15V13L77 12V11L75 10V9H77V8H75L76 6H75L73 3H70V1H69V2H68ZM237 1H238V0H237ZM244 1L246 2V0H244ZM44 2H45V3H44ZM83 2H84V1H83ZM83 2H82V4H83ZM240 2H241V0H240ZM242 2H243V1H242ZM259 2H260V1H259ZM60 3H61V1H60ZM74 3H75V2H74ZM257 3H258V2H257ZM12 4H13V3H12ZM12 4H11V6H12ZM45 4H46V6H44ZM244 4H245V3H244ZM52 5H53V4H52ZM78 5H79V4H78ZM257 5H258V4H257ZM16 6H17V5H16ZM16 6H15V8H16ZM53 6H54V5H53ZM85 6H86V5H85ZM4 7H5V6H4ZM24 7H25V6H24ZM237 7H238V6H237ZM241 7H242V6H241ZM261 7H262V6H261ZM19 8L21 9V7H19ZM51 8H52V7H51ZM88 8H89V7H88ZM257 8H258V7H257ZM263 8H264V7H263ZM16 9H18V8H16ZM236 9H237V8H236ZM14 10H15V9H14ZM41 10H40V11H41ZM51 10L53 11V14L55 15L56 19L59 21V19H58L59 17L56 15L57 13L54 12V11H56V6L53 7ZM78 10H79V8H78ZM6 11H7V10H6ZM52 11H51V14H52ZM79 11H80V10H79ZM79 11H78V12H79ZM49 12H47L48 15H49V16H47V17L49 18V19L47 18L49 21H48V20H47V21H48V22H52V21H53V18L51 19L52 21H50V18L53 17V16H51V15L49 14ZM78 12H77V14H78ZM257 12H258V11H257ZM1 13H2V12H1ZM1 13H0V19H2V21L5 22V24H7L8 26H10V28H12L11 30H15V33H16V34H14V33H12V35L9 34V35L11 36V38H10V39H11V41H10V45H11L12 47H11L10 45H6V46H5V44H6L5 42H6V41L8 42V41L10 40L9 37H8V36H9V35H8L9 30L7 31V36H6V39L8 38V40H5V41L2 40V42L4 41L3 43H4V46H5V47L3 46V47L1 48V45H0V49H1V51H2V49L4 50V48L6 49L7 46H8V48L11 47V48H9V50H8V48H7L8 51H5V50H4V52H1V51H0V124H1V128H0V139H2L1 137H3V136H4L3 140H6L5 138L8 136V138H7V142H8V139H13V138L16 139L17 136L14 137V135L12 136V134H11L12 137L9 136L8 134L6 135V133H7L6 131H8V130H6V129H12V130H14L12 127H16L15 130L18 129V128H20L19 130H21V131H22V129H25V130H23V132H21V133L19 132V134L17 133L18 136H19L20 134H22V133H25V134H26V133L28 132V130H29V131L31 130L33 133H36V134H37V132H34V131H38V132L40 133L39 135L42 134L41 136H43V134H45V136H46L51 142H52V140H53V142H54V140H57V141H58V140L61 139V138H59V139L56 138L58 135L55 134V133L53 132V130H51V129H52L51 127L54 128V126H55V127L57 126V121L60 120L59 117L62 118V119L60 120V121H61V124H62L63 121H64V123H65L66 120H67V123H68V121L71 122V121L69 120L70 118H72V117L70 116V114H73V113H70L69 111L72 110L75 114H77V115H81V111H83L82 106L80 107L81 104L78 103L79 101H78V102L76 101V102L78 103V104H76L75 102H72V100H71V101L69 100L70 97L67 96L66 91H64V88L62 89V87H61L62 85H61L59 82H58V84H60V85H58V86H60V88H61L62 90L59 89V87H58V89H55V86L53 85L54 83H52V84L49 85V86H51V85L54 86V87H51V91L46 89V93H47V91L49 92V93L46 95V97H47L48 99L44 97V100H43V95H41V94H44L45 92L41 93V92H42V91H41V92H40L41 94H39L37 91H35V90H36L35 88H37L35 85H34V86H35L34 88L32 87L33 89H32V88H30V89H32V92H34V94H37V96H36V95H32L33 93L31 94V95H32V96H31V95L29 94V92L26 90V89H27V85H26V84H27V83H26V79H27V78H26V79H24V78L22 79V71H21V69H20V67H21V66H20V60H22L23 57L20 58V57H19L20 55L18 56V54H22V53L25 52L26 50L22 48V49H23V52H22L21 49H20V47H24V46L19 45V44H17V46L19 45V48H18L17 46L15 47V44H16V42H17L18 40H16V39H15V40L12 39V36L16 35L17 38H20L21 41H22V40H23V41H24V40L27 41L26 44L28 45V49H29V52H30L31 56H30L29 53L27 52L28 55H27V53H26V56H24V57L26 58V61H27V60H29V61H30V60H34V62L37 61V62L39 63L38 65H40V63H42L44 66L42 65V67H41V69H39V71H41L42 68L44 67L43 69H45V68H46V69H49L48 71L50 72V69H52V68H51L52 65H50V66H51V67H50V66H49V63H47V62H48L47 60H48V59H51V58H50L51 54L48 53V52H49L48 50H50L49 48H51V47H52V49H51L50 51H53V49H57V50H58L59 48H57V45H53V46H55V48H54L53 46H50V47H49V46H46L45 44H41V43H39V44H41V46L38 45L37 42H39V40L37 41V36L35 35L36 33H35V34H32L31 32H29V29H30V28L28 29V27H27L28 24L26 25V23H28V21H27L26 23L24 22V20L22 21V20H21V19L23 18L22 16H21L22 18L20 17L21 19H16V18H15V16L17 17V15H18L17 12H15V13H16L15 16H14V14H12L11 12H10L11 15H10V14H7V13H6V14H5V13L1 14ZM19 13H20V12H19ZM26 13H27V12H26ZM258 13H259V12H258ZM45 15H46V13H45ZM70 15H68V16H70ZM75 15H76V13H75ZM79 15H80V14H79ZM18 16H19V15H18ZM50 16H51V17H50ZM256 16H257V14H256ZM44 17H45V16H44ZM44 17H43V18H44ZM93 17H94V16H93ZM258 17H259V16H258ZM41 18H42V17H41ZM41 18H40V19H41ZM72 18H73V16H72ZM98 19H99V18H98ZM42 20H43V22H44V20H46V19L44 18V19H42ZM57 20H56V22H57L56 24L59 26L61 23L59 22L60 24H58V21H57ZM47 21H45V22H47ZM60 21H61V20H60ZM64 21H65V20H64ZM95 21H96V19H95ZM250 21H251V20H250ZM53 22H54V21H53ZM97 23H98V22H97ZM87 24H88V23H87ZM258 24H259V23H258ZM0 25H1V24H0ZM61 26H63V25L61 24ZM258 26H259V25H258ZM53 27H54V24H53ZM59 27H60V26H59ZM54 28H55V27H54ZM255 28H256V27H255ZM4 29H5V27H4ZM52 29H53V28H52ZM62 29H63V27H62ZM202 29H203V28H202ZM5 30H7V29H5ZM5 30H4V31H5ZM31 30H32V29H31ZM1 31H2V29H1ZM10 32H12V31H10ZM33 32H34V31H33ZM204 32H205V31H204ZM53 33H54V32H53ZM58 34H59V33H58ZM125 34H126V33H125ZM52 35H53V34H52ZM4 36H5V34H4ZM253 36H254V35H253ZM0 37H1V36H0ZM48 37H49V36H48ZM52 37H53V36H52ZM13 38H14V37H13ZM59 38H60V37H59ZM125 38H126V37H125ZM208 38H209V37H208ZM246 38H247V37H246ZM253 38H254V37H253ZM257 38L260 39L259 37H257ZM1 39H5V38H1ZM60 39H61V38H60ZM12 40H14L15 42H13ZM41 40H42V39H41ZM65 40H66V39H65ZM260 40H261V39H260ZM57 41H58V40H57ZM124 41H125V40H124ZM48 42H49V41H48ZM51 42H52V41H51ZM263 42H264V41H263ZM3 43H2V45H3ZM24 43H25V42H24ZM54 43H55V42H53V44H54ZM133 43H134V42H133ZM136 43H137V42H136ZM8 44H9V42H8ZM26 44H25V45H26ZM49 44H50V43H48V45H49ZM135 45H136V44H135ZM47 47H49V48L47 49ZM12 48H14V49H15V48H18V49H17L18 51H17V50H14V49H12ZM10 49H12L13 51H11ZM19 49H20L21 53H17V52H20ZM57 50H56V51L54 50V53H55V52L58 53V51L60 52V50H58V51H57ZM67 51H68V50H67ZM67 51L60 52V53H58V55H59V56H62L61 58L64 57V58L67 59V61H68V58H66V57H67V56H70V55L68 54ZM81 51H82V50H81ZM5 52H7V53H5ZM65 52H66L67 54H66ZM69 52H70V51H69ZM76 52H77V51H76ZM261 52H262V51H261ZM70 53H71V52H70ZM78 53H79V51H78ZM81 53H82V52H80V54H81ZM23 55H24V54H23ZM52 55H53V54H52ZM56 55H57V54H55V56H56ZM74 55L77 56V54H74ZM86 55H87V53H86ZM88 55H89V54H88ZM59 56H58V57H59ZM72 56H73V55H72ZM72 56H70V57L72 58ZM78 56H79V55H78ZM83 56H85V54H84ZM83 56H82V57H83ZM89 56H90V55H89ZM91 56H92V55H91ZM95 56L97 57L98 55H95ZM261 56H262V55H261ZM261 56H260V57H261ZM263 56H264V55H263ZM73 57H75V56H73ZM85 57L87 58V56H85ZM59 58H60V57H59ZM97 58H98V57H97ZM263 58H264V57H263ZM19 59H20V60H19ZM23 59H24V58H23ZM65 59H64V60H65ZM72 59L74 60V58H72ZM76 59H78V58L76 57ZM79 59H80V58H79ZM89 59H90V58H89ZM91 59H92V58H91ZM95 59H96V58H95ZM99 59H101V56L99 57ZM59 60H60V59H59ZM62 60H63V59H62ZM29 61H27L28 64H29ZM50 61H51V60H50ZM69 61H70V59H69ZM88 61H89V60H88ZM237 61H238V60H237ZM254 61H255V60H254ZM21 62H22V61H21ZM23 62H24V61H23ZM34 62L31 63V61H30V64H31V65H30V64L27 65V63H26V66H30V67L33 66V67L35 68L36 66H35ZM37 62H36V63H37ZM255 62H256V61H255ZM33 64H34V65H33ZM22 65H24V64L22 63ZM36 65H37V64H36ZM26 66H25V65L23 66V68H24L23 71H24V72L26 71V69H28ZM25 67H26V69H25ZM30 67H29V72H30L31 69H33V70H31V71H33L34 74H37V71H38L37 68L34 70V68H30ZM56 68H57V65H56ZM46 69H45V71H46ZM65 69H66V68H65ZM65 69H64V70H65ZM73 70H74V69H73ZM85 70H86V69H85ZM89 70H90V69H89ZM35 71H36V73H35ZM48 71H46V72H48ZM51 71H52V70H51ZM26 72H27V71H26ZM41 72H43V70H42ZM46 72H43V73H46ZM49 72L47 73L48 75L51 74V72H50V73H49ZM81 72H83V71H81ZM81 72H80V73H81ZM88 72H89V71H88ZM88 72H87V73H88ZM100 72H101V71H100ZM30 73H32V72H30ZM63 73H64V72H63ZM66 73H67V72H66ZM75 73H76V72H75ZM85 73H86V72H85ZM92 73H93V72H92ZM25 74H26V77H28V75H29L28 72L25 73ZM25 74H24V75H25ZM32 74H33V73H32ZM32 74H31V75H32ZM34 74H33V75H34ZM52 74L54 75V73H52ZM77 74H78V73H77ZM99 74H100V73H99ZM24 75H23V76H24ZM39 75H41V74H39ZM48 75H47V76H48ZM55 75L57 76L58 74H55ZM55 75H54L53 77L51 76L50 78H54V79H55ZM82 75H83V73H82ZM29 76H30V75H29ZM37 76H38V75H37ZM42 76H43V75H41V77H42ZM61 76H62V75H61ZM101 76H102V75H101ZM24 77H25V76H24ZM31 77H32V76H31ZM41 77H40V78H41ZM45 77H46V76H45ZM79 77H80V76H79ZM86 77H87V76H86ZM86 77H84V78H86ZM33 78H34V77H33ZM58 78H59V77H58ZM58 78H57V79H58ZM93 78H94V77H93ZM31 79H32V78H31ZM31 79H30V80H31ZM41 79H42V78H41ZM60 79H62V77H61ZM63 79H64V78H63ZM71 79H72V78H71ZM74 79H75V78H74ZM76 79H77V78H76ZM76 79H75V80H76ZM94 79H95V78H94ZM104 79H105V78H104ZM104 79H103V80H104ZM23 80H24L25 82H24ZM35 80H36V79H35ZM48 80H49V79H48ZM98 80H100V79H98ZM101 80H102V79H101ZM103 80H102L101 83H100L99 81H98V82H99L100 84H102V83H104ZM108 80H109V79H108ZM122 80H123V79H122ZM126 80H127V79H126ZM126 80H125V82H126ZM129 80H130V79H129ZM131 80H132V79H131ZM131 80H130V82H131ZM136 80H137V79H136ZM136 80H135V81H136ZM139 80H140V79H139ZM139 80H138V82H139ZM45 81H47V80H45ZM55 81H58V80L55 79ZM64 81H65V80H64ZM67 81H68V80H67ZM84 81H85V80H84ZM94 81H96V79H95ZM104 81H105V80H104ZM133 81H134V80H133ZM135 81H134V83H135ZM34 82H36V81H34ZM41 82H42V81H41ZM51 82H52V80H51ZM51 82H50V83H51ZM75 82H76V81H75ZM78 82H80V81H78ZM105 82H106V81H105ZM117 82H118V83H116V84L114 85L115 87L113 86V87H114L113 89H114V90L116 89V90H115L116 92H119V91L121 92V90L124 89L125 86L121 85V82H122L121 80H120V81H117ZM119 82H120V83H119ZM123 82H124V81H123ZM123 82H122V84H123ZM130 82H129V83H130ZM138 82H137V83H138ZM256 82H257V81H256ZM62 83H63V82H62ZM68 83H69V81H68ZM83 83H84V82H83ZM88 83H89V82H87V84H88ZM99 83H98L99 86H96V85H97V82H94V83H93V81H92L91 86H93L94 89H96V87H99L98 90L101 91V90H100V89H101V85H100ZM131 83H132V82H131ZM140 83H142V82H140ZM28 84H29V83H28ZM36 84H38V83H36ZM40 84H41V83H40ZM40 84H38V85H40ZM94 84H95V85H94ZM104 84H105V83H104ZM135 84H136V83H135ZM76 85H77V84H76ZM110 85H111V84H110ZM124 85H125V84H124ZM127 85H128V83H127ZM127 85H126V87H127ZM129 85H130V84H129ZM133 85H134V84H133ZM30 86H31V85H30ZM46 86H47V85H46ZM49 86H47L48 89H50ZM56 86H57V84H56ZM65 86H66V85H65ZM81 86H82V85H81ZM88 86H90V84H89ZM88 86H87V87H88ZM94 86H95V87H94ZM106 86H109L108 83L106 84ZM121 86H122V89H121ZM141 86H142V85H141ZM141 86H140V87H141ZM143 86L145 87L144 82H143ZM143 86H142V88H143ZM146 86L151 87L149 84L146 85ZM63 87H64V86H63ZM66 87H67V86H66ZM66 87H65V89H66ZM79 87H80V86H79ZM82 87H83V86H82ZM82 87H81V88H82ZM104 87H105V86H103V88H104ZM123 87H124V88H123ZM130 87H131V86H130ZM134 87H135V86H134ZM136 87H137V85H136ZM136 87H135V89H136ZM140 87H139V88H140ZM149 87H148V88H149ZM43 88H44V86H43ZM45 88H46V87H45ZM131 88H132V87H131ZM139 88H138V90H139ZM145 88H146V87H145ZM148 88H147V89H148ZM151 88H152V87H151ZM151 88H149V90H150ZM34 89H35V90H34ZM39 89H42V87L39 88ZM39 89H38V90H39ZM72 89H73V88H72ZM119 89H120V90H119ZM125 89H127V88H125ZM207 89H208V88H207ZM33 90H34V91H33ZM42 90H44V89H42ZM102 90H103V89H102ZM104 90H105V89H104ZM117 90H118V91H117ZM131 90L133 91V89H131ZM39 91H40V90H39ZM73 91L75 92V90H73ZM78 91H79V90H78ZM99 91H98V92H99ZM129 91H130V90H129ZM135 91H136V90H135ZM27 92H28V94H27ZM85 92H86V91H85ZM96 92H97V91H96ZM120 92H119V93H120ZM124 92H125V90H124ZM127 92H128V89H127ZM127 92H126V93H127ZM30 93H31V92H30ZM46 93H45V94H46ZM94 93H95V92H94ZM130 93H131V92H129V93H127V94H130ZM136 93H137V92H136ZM45 94H44V96H45ZM71 94H73V93H71ZM123 94H125V93H123ZM131 94H134V92L131 93ZM149 94H150V93H149ZM38 95H39V97H38ZM77 95H78V93H77ZM77 95H76V96H77ZM97 95H98V93H97ZM97 95H96V97H97ZM121 95H122V94H121ZM135 95H136V94H135ZM33 96L36 97L35 100H37V97H38V100H40V102H39V101H38V102H37V101H33V100H34V99H33V98H34ZM84 96H85V95H84ZM87 96H88V95H87ZM87 96H86V97H87ZM98 96H99V95H98ZM104 96H105V95H104ZM130 96H131V95H130ZM133 96H134V95H133ZM133 96H132V97H133ZM145 96H146V95H145ZM148 96H149V95H148ZM32 97H33V98H32ZM40 97H41V98H40ZM68 97H69V98H68ZM96 97H95V100H96V101H95V104H96V106L92 104V105L94 106V108H95V107H98V106L100 105V103L103 102L99 97H97V99H96ZM123 97H124V96H123ZM134 97H135V96H134ZM39 98H40V99H39ZM84 98H85V97H84ZM98 98H99V101H97ZM102 98H103V97H102ZM41 99H42V102H43V103H41ZM71 99H72V98H71ZM74 99H75V98H74ZM46 100H47V102H46ZM48 100H49L50 103L48 102ZM85 101H86V100H85ZM87 101H88V100H87ZM101 101H102V102H101ZM56 102H57V103H56ZM88 102H89V101H88ZM88 102H87V103H88ZM55 103L58 105L57 108H56L57 105H56V106H53ZM59 103L63 104V107L65 106V107L63 108V112H64V109L67 110L68 107H69V109H71V110L68 111V112H69L68 115H69L70 117H67L68 119H66V120H64V118H66V117H64V115L67 113V111L65 110V111H66V112H64L65 114H63V112H62V108H61V105L59 106ZM74 103H75V104H74ZM88 104H90V103H88ZM76 105H78V106H76ZM86 105H87V104H86ZM102 105H103V104H101L100 106H102ZM104 105H105V104H104ZM87 106H88V105H87ZM90 106H91V105H89L88 107H90ZM93 106H92V107H93ZM100 106H99V107H100ZM66 107H67V108H66ZM92 107H91V111L93 110ZM59 108H61V109L59 110ZM102 108H103V107H101V109H100L99 111L103 110ZM57 109H58V110H57ZM98 109H99V108H98ZM84 110H85V109H84ZM94 110L96 111V109H94ZM94 110H93V113H95ZM58 111H61V114H62L63 116H62V115L60 114V112H58ZM242 111H243V110H242ZM96 112H97V111H96ZM101 112H102V111H101ZM101 112H100V113L97 112V114H96L97 117H96V118H98L99 116H101ZM82 113H83V112H82ZM134 113H135V112H134ZM85 114H86V115H84V116L86 117V116H87V113H85ZM90 114H91V113H90ZM58 115H61V116H58ZM68 115H67V116H68ZM98 115H99V116H98ZM92 116H93V115H92ZM90 117H91V116H90ZM233 117H234V116H233ZM81 118H82V117H81ZM256 119H257V118H256ZM85 120H88V118H87V119L85 118L84 121H83V120H80V121H79V124L77 123V124H78V125H77V131H78L83 137H86L87 139H88L89 137H91V136H90L91 133H94V136H96V135H95L96 130H95V131L93 130L94 132H93V131H90V130H91V129H90L91 127L88 128V125H87V124L90 123V122L87 121L88 123H87V122L85 123ZM139 120H140V119H139ZM144 120H145V119H144ZM92 121H93V120H92ZM100 121H101V120H100ZM72 122H73V121H72ZM141 122H142V121H141ZM229 122H230V121H229ZM59 123H60V122H58V124H59ZM73 123H74V122H73ZM98 123H99V121H98ZM98 123H97V124H98ZM65 124H66V123H65ZM65 124H64V125H65ZM71 124H72V123H71ZM92 124H93V122H92ZM103 124H105V123H103ZM124 124H126V123H124ZM254 124H255V123H254ZM98 125H99V124H98ZM98 125L95 124V126H98ZM122 125H123V124H122ZM128 125H129V124H128ZM130 125H131V124H130ZM143 125H144V124H143ZM143 125H142V126H143ZM257 125H258V124H257ZM260 125H261V124H260ZM60 126H61V125H60ZM66 126L68 127L67 124L65 125V127H66ZM69 126H71L70 123H69ZM90 126H91V125H90ZM102 126H105V125H99V127H102ZM113 126H114V125H113ZM120 126H121V125H120ZM125 126H126V125H124V127H123L124 129H125ZM137 126H138V125H137ZM140 126H141V125H140ZM140 126H139V127H140ZM57 127L59 128V126H57ZM57 127L54 128V131H56L55 129H57ZM65 127H63V129H62L63 133H64V130H65ZM67 127H66V128H67ZM71 127H72V126H71ZM92 127H93V126H92ZM99 127H97V128H99ZM109 127H110V126H109ZM115 127H116V126H115ZM126 127H127V126H126ZM139 127H138V128H139ZM143 127H144V126H143ZM61 128H62V127H61ZM69 128H70V127H69ZM69 128H68V129H69ZM73 128H75V127H72V128H70V129H73ZM95 128H96V127H95ZM102 128H103L102 130H104L105 127H102ZM107 128H108V127H107ZM121 128H122V127H121ZM130 128L132 129L131 126H130ZM133 128H134V125H133ZM138 128L135 126L134 129L136 130V129H138ZM68 129H66L67 131L65 130V133H64V135H63V136H64V137H63L64 139H61V141L65 142V141L67 140L66 143H71V142H73V145H75L76 142H75V140H73V139H74L75 137H77V136H74L73 133L71 134V131H73L74 129H73V130H70L69 135H71V136L68 135V136L71 137V138H72V136H74L72 139H70V141H71V140H72V141H71V142L68 141V140H69V139H68V136H66L67 139L65 138V135L68 134V131H69ZM89 129H90V130H89ZM100 129H101V128H99L98 130H100ZM126 129H127V128H126ZM126 129H125V130L122 129V130H123V131L121 132V133H122V134H121L122 136H123V132H125ZM134 129H132V130L135 131ZM139 129H140V128H139ZM141 129H143V128H141ZM141 129H140V130H141ZM157 129H158V127H156L155 131H158ZM241 129H242V128H241ZM19 130H18V131H19ZM33 130H34V131H33ZM75 130H76V128H75ZM75 130H74V131H75ZM102 130H101V132H104V131H102ZM113 130H114V129H113ZM120 130H121V129H120ZM120 130H119V131H120ZM148 130H149V129H148ZM255 130H256V129H255ZM24 131H25V132H24ZM26 131H27V132H26ZM31 131H30V132H31ZM74 131H73V132H74ZM77 131H76V132H77ZM111 131H112V130H111ZM115 131H116V130H115ZM128 131H129V129H128ZM162 131H163V130H162ZM162 131H160V132H162ZM14 132H15V131L12 132V131L10 130V133H14ZM16 132H17V131H16ZM57 132H58V131H57ZM57 132H56V133H57ZM66 132H67V134H66ZM106 132H107V130H106ZM113 132H114V131H113ZM152 132H153V131H152ZM28 133H29V132H28ZM28 133H27V134H28ZM33 133H32V134H33ZM60 133H62V132L59 131L58 134H60ZM99 133H100V132H99ZM99 133H98V135H99ZM107 133H108V132H107ZM125 133H126V132H125ZM131 133H132V132H131ZM133 133L135 134V132H133ZM144 133H145V132H144ZM155 133H156V132H155ZM155 133H154V134H155ZM157 133H159V132H157ZM157 133H156V136L158 137V134H157ZM17 134L15 133V135H17ZM27 134H26V137L28 136ZM29 134L32 135L31 133H29ZM36 134H35V136H33V137L36 138V137H37ZM76 134H77V133H76ZM76 134H75V135H76ZM101 134H102V133H101ZM129 134H130V133H129ZM148 134H151V133H148ZM5 135H6V137H5ZM22 135H23V134H22ZM78 135H79V134H78ZM81 135H80V136H81ZM92 135H93V134H92ZM141 135H142V134H141ZM244 135H245V134H244ZM24 136H25V135H24ZM53 136H54V137H53ZM94 136H93V137H94ZM102 136H105V135L103 134ZM112 136H113V134H112ZM128 136H129V135H128ZM128 136H126V137H128ZM134 136H135V135H134ZM138 136H139V135H138ZM142 136H143V135H142ZM145 136H146V135H145ZM156 136H155V135L153 136V134H151V137H156ZM160 136H161V135H159V137H160ZM10 137H11V138H10ZM22 137H23V136H21V138H20L19 140H21V139H22V140L26 139V137H25V138H24V137L22 138ZM30 137H32V136H30ZM33 137L30 138V141H31L32 144L35 143L34 140L32 141V139H34ZM52 137H53V139H52ZM59 137H62V135H59ZM98 137H100V136H98ZM98 137H97V138H98ZM106 137H107V136H106ZM108 137H109V136H108ZM123 137H124V136H123ZM139 137H140V136H139ZM143 137H144V136H143ZM143 137H142V139H143ZM157 137H156V138H157ZM159 137H158V140H159ZM38 138H39V137H38ZM40 138H41V137H40ZM42 138H44V137H42ZM79 138H80V137H79ZM91 138H92V137H91ZM130 138H132L131 135H130ZM130 138H128V139L126 138L127 141H129ZM135 138H136V137H135ZM140 138H141V137H140ZM148 138H149V135H148ZM156 138H155V139H156ZM178 138H179V137H178ZM36 139H37V138H36ZM65 139H66V140H65ZM92 139H93V138H92ZM100 139H101V137H100L98 140H100ZM103 139H104V137L102 138V140H103ZM142 139H141L140 141H139V139H137V140H138L137 145L139 144V142H140V143H141V142L144 143V141H143ZM144 139H146V138H144ZM176 139H177V137H176ZM176 139L174 138V135H173V137L170 138V139L168 140V142H167V150H166V147H165V150H166L165 152H167V154L170 155V156H171L172 154H169L168 152L173 153V151L175 150V146H174V145H176V146L179 145V144H178V145L176 144V142H177ZM257 139H258V138H257ZM17 140H18V138H17L16 140H14V142L17 141ZM19 140L17 141L18 143H17V142L14 143L12 140H10V142H8V143H10V144H8V145H7V144L4 145L5 143H3V144H1V147H2L3 149H2V148H0V149H1L3 152H5L6 150H9V148H10V146H11L12 143H13V145L15 144V145H17V146L19 147V144H22V143H20ZM28 140H29V138H28ZM41 140H43V139H41ZM41 140H40V142H41ZM45 140H46V139H44V142H45ZM64 140H65V141H64ZM76 140H77V139H76ZM94 140H96V138H95ZM94 140H92V141H94ZM98 140H97V141H98ZM121 140H123V139H121ZM135 140H136V139H135ZM135 140H134V141H135ZM148 140H149V139H148ZM177 140H179V139H177ZM181 140H182V139H181ZM36 141H37V140H36ZM38 141H39V140H38ZM59 141H60V140H59ZM61 141H60V142H61ZM97 141H95V142H93V143L96 144ZM109 141H110V140H109ZM151 141H152V140H151ZM153 141H155V140L153 139ZM153 141H152V143H153ZM163 141H164V140H163ZM163 141H162V142H163ZM256 141H257V140H256ZM0 142H1V140H0ZM2 142H4V141H2ZM5 142H6V141H5ZM7 142H6V143H7ZM24 142H25V140L23 141V144H25ZM26 142H28V144H30L29 141H26ZM44 142H43V143H44ZM47 142H48V141H46V143H47ZM60 142H59V144H60ZM74 142H75V143H74ZM78 142H79V140H78ZM98 142H100V141H98ZM101 142H102V141H101ZM136 142H137V141H136ZM155 142H156V141H155ZM165 142H166V140H165ZM180 142H181V141H180ZM182 142H183V141H182ZM182 142H181V143H182ZM36 143H37V142H36ZM46 143L44 144V146L46 145V146L48 147V143H47V144H46ZM61 143H62V142H61ZM66 143H64V144H66ZM79 143H80V142H79ZM102 143H103V142H102ZM127 143L130 144V141L127 142ZM132 143H133V141H132ZM148 143H150V141H149ZM177 143H178V142H177ZM23 144H22V145H23ZM32 144H30V145L32 146ZM40 144H42V143H40ZM40 144H38V146H39ZM49 144H50V143H49ZM54 144H56V143H54ZM59 144L57 143L56 145H59ZM62 144H63V143H62ZM71 144H72V143H71ZM71 144H66V145L68 146V148H67L66 145H65V146L62 145L63 147L60 145V146H61V149H60V147L58 146V149H60V150H59V153H60V151L64 152V151H63V150H64L63 148H66L65 150L68 151V153H67L66 151H65V153H67V154L70 153V154H69V155H70L69 158H67L68 155L66 154V156H67L66 159H67V161L69 162V164H68L66 161H65V163H63V159H64V158H62V157L60 156L62 152H61L60 155H59L57 149L55 148L56 151H57V153H56L57 157H61V159H62V162H61L60 158L58 159V160H60V163H57V164H58V169H60V170H57V169H56L57 171H60V172H61V169H63V168H62V167H63V164H66V165H64V168L67 167V173H68V171H69L68 166L70 165V163H72V164L74 163V164H73V165H74V166H73L74 168L71 167V168H70V171L73 172L74 169H78L77 171H79V168H80V167L78 168V166L81 165V164H83V162H82V163H79V162H81L79 158H78V159H79V160H78V161H79V162H78V163H79L78 165H77V162H74V159H75V158H76L75 160H77V157H76V156H78L81 152H80L78 155H75V158H74V157L72 156L73 153H71V152L75 151V149H72L74 146H72ZM90 144H91V143H90ZM95 144H94V145L92 144V145L95 147V146L97 145V144H96V145H95ZM99 144H100V143H99ZM99 144H98V147H99ZM133 144H135V142H134ZM141 144H142V143H141ZM141 144H139V145L141 146ZM154 144L157 145V144H159V143H157V144L154 143ZM183 144H184V143H183ZM2 145H3V146H2ZM9 145H10V146H9ZM69 145H70V147H69ZM78 145H79V144H77V146H78ZM80 145H81V144H80ZM80 145H79V146H80ZM101 145H103V144H101ZM101 145H100V146H101ZM111 145H112V144H111ZM142 145H143V144H142ZM148 145H149V148H150L149 151H151L150 154H151V156H152V155H153V154H152V150H153L152 147H153V144H152V147H150L151 144H148ZM165 145H166V143H165ZM165 145H163V146H165ZM5 146H7V147L9 146V148H8V149H7V148H4ZM17 146H15V147L11 146L12 149L10 148L11 151L9 150V153L12 152L11 155H14V156L17 154V155H16V158L18 157L19 160H20V161H19V160H18V161L22 163V161H24V157L21 156L22 159L19 157L18 153L21 152V151L18 150L19 148H18ZM27 146H28V145L25 146V147H26V148H25L26 151H27L28 148H29V147H27ZM38 146H37V148L39 149ZM41 146H43V145H41ZM46 146H45V147H46ZM71 146H72V148H71ZM77 146L75 145V148H78ZM93 146H92V148H94ZM108 146H109V145H108ZM127 146H128V145H127ZM130 146H131V145H130ZM130 146H129V147H130ZM140 146H139V148H140ZM143 146H144V145H143ZM143 146H142V147H143ZM173 146H174V149L172 148ZM181 146H182V144H181ZM194 146H195V145H194ZM194 146H193V147H194ZM21 147H22V148H21ZM21 147H20V149H24V146H21ZM33 147H34V144H33ZM45 147H44V149H45ZM47 147H46V149L48 150ZM50 147H51V145H50ZM50 147H49V149H51ZM84 147H85V146H84ZM195 147H197V146H195ZM15 148H16L17 150H16ZM69 148H70V149H69ZM99 148L101 149V147H99ZM131 148H132V147H131ZM131 148L129 149L130 151H132ZM160 148H161V145H160ZM176 148H177V147H176ZM182 148H183V146H182ZM30 149H31V151H32L33 154H34V152H35L34 150H35V149L32 150V147H31ZM30 149H29V150H30ZM41 149L44 150L43 148H41ZM62 149H63V150H62ZM78 149H79V148H78ZM80 149H81V147H80ZM147 149H148V147H147V145H146V150H147ZM154 149H155V148H154ZM162 149H163V148H162ZM171 149H173V151H172ZM192 149H193V148H192ZM194 149H195V148H194ZM15 150H16V151H19V152H16ZM42 150H41V151H42ZM53 150H54V148L52 147V150H50V151L52 152ZM72 150H73V151H72ZM76 150H77V149H76ZM83 150H84V149H83ZM93 150H97V149L95 148V149H93ZM93 150H92L91 148H88V147L85 149V152H84V154H85V160H84V161H85L86 166L91 170V173L93 174V176H94L96 179H98V181H101L100 178H101L102 176H104V174H108V173H104V171H105L106 169L103 171V169L101 168L102 166L100 167V165L103 164L104 161H103V162H100L101 160L96 156V155H97L96 153H97V152H100V150H98L97 152L95 151V153H93ZM129 150H128V151H129ZM135 150H136V149H135ZM135 150H133V151L131 152V154H132V153H135V152H136ZM170 150H171L172 152H171ZM176 150L179 152V149H176ZM189 150H190V149H189ZM195 150H197V149H195ZM13 151H15V153H14ZM22 151L24 152L25 150H22ZM31 151H28V152H30V154H32ZM50 151L48 150L49 154H50ZM69 151H71V152H69ZM110 151H111V150H110ZM120 151H121V150H120ZM134 151H135V152H134ZM153 151H154V150H153ZM162 151H163V150H161V154H162ZM180 151H181V150H180ZM6 152H7V151H6ZM36 152H37V151H36ZM44 152H45V151H43V153H44ZM46 152H47V151H46ZM48 152H47V153H48ZM53 152H54V151H53ZM75 152H76V151H75ZM75 152H74V153H75ZM78 152H79V150H78ZM124 152H125V151H124ZM181 152H182V151H181ZM7 153H8V152H7ZM13 153H14V154H13ZM40 153H41V152H40ZM47 153L44 154V155H45V156H44L45 158L48 157V156H51V155L54 156V154H52V153H51V155L46 156ZM54 153H55V152H54ZM65 153H62V156H63V154H65ZM102 153H103V152H102ZM102 153H101V154H102ZM104 153H105V152H104ZM122 153H123V151H122ZM175 153H177V152H174V154H175ZM2 154H3V153H2ZM19 154L21 155V153H19ZM24 154H26V152H24L23 155H24ZM33 154L30 155V156L34 157ZM38 154H39V153L37 152L36 155H38ZM84 154H83V155H84ZM95 154H96V155H95ZM128 154H129V153H128ZM138 154H139V153H138ZM157 154H158V153H157ZM174 154H173V156H174V158H175L178 154H177L176 156H175ZM9 155H10V154H9ZM135 155H137V154L135 153ZM135 155H134V156H135ZM140 155H141V154H140ZM163 155H165V154L163 153ZM181 155H182V154H181ZM1 156H2V157L5 156L4 158H6V160H7V156H8V155L5 154V155H1ZM14 156H12V158H14ZM27 156H28V155H27ZM40 156H41V154H40ZM128 156H130V158L132 157V159H129L126 165H129V167H131L130 169L134 168V171H135V161H137L136 159H138V158H136V157H137V156H136V157H135L136 159H135V161H134V160H133L134 156H132V155H130V154H129ZM151 156H150V157H151ZM161 156H162V155H161ZM170 156H169V158H172V157H170ZM37 157H38V156H37ZM41 157H43V155H42ZM41 157H38V158L40 159ZM44 157H43V158H44ZM70 157H71V158H70ZM78 157H80V156H78ZM102 157H103V155H102ZM104 157H105V158H104ZM104 157H103L102 159H106V156H105V155H104ZM126 157H127V156H126ZM157 157H158V156H157ZM163 157H164V156H163ZM165 157H166V158H165ZM165 157H164V160H166L168 156L165 155ZM4 158H3V159H4ZM8 158H9V157H8ZM18 158H17V159H18ZM35 158H36V157H35ZM35 158H34V159H35ZM43 158H41V159H43ZM48 158H50V157H48ZM54 158H55V156H54ZM54 158H53V160H54ZM72 158H74V159H72ZM81 158H82V155H81ZM97 158H98L99 160H98ZM120 158L122 159V157H120ZM127 158H128V157H127ZM139 158H140V156H139ZM155 158H156V157L154 156V157H153V159H154L153 161H154V163H157V161L155 162ZM169 158H168V160H170ZM176 158H177V157H176ZM9 159H11V158H9ZM29 159L33 160V159L30 158V157H29ZM50 159H51V158H50ZM66 159H64V160H66ZM68 159H70V161H69ZM71 159H72L73 161H71ZM107 159H108V158H107ZM107 159H106V160H107ZM124 159H125V158H124ZM151 159H152V157H151ZM156 159H157V158H156ZM1 160H2V158H1ZM1 160H0V161H1ZM6 160L4 159V160H2V161L4 162V161H6ZM14 160H15V159H14ZM21 160H22V161H21ZM27 160H28V159H27ZM31 160L24 161V162H27L26 165H27V166L29 165V166H28L29 168H31L30 165L33 164V163H31ZM37 160H38V159H37ZM53 160H52V161H53ZM106 160H105V161H106ZM112 160H113V159H112ZM125 160H126V159H125ZM140 160H141V158H140ZM146 160H147V159H146ZM146 160H145V161H146ZM164 160L162 159V163H163ZM178 160H179V159H178ZM251 160H252V159H251ZM8 161H9V160H8ZM12 161H13V160H12ZM29 161H30V164H28ZM34 161H35V160H34ZM82 161H83V160H82ZM141 161H142V160H141ZM166 161H167V160H166ZM170 161H171V160H170ZM245 161H246V160H245ZM19 162H18V163H19ZM24 162H23V163H24ZM32 162H33V161H32ZM41 162H42V161H41ZM41 162H39V160H38L37 163L34 162V163H35L34 165H35L36 167H39L38 165L41 166V167L39 168L40 170L43 168ZM50 162H51V161H50ZM53 162H54V161H53ZM112 162H113V161H112ZM112 162H111V163H112ZM137 162H138V163L140 162L139 159H138ZM137 162H136V163H137ZM142 162H143V161H142ZM142 162H140L138 165L140 166ZM147 162H148V161H147ZM147 162H146L145 164H144V162H143L142 165H147ZM149 162H150V161H149ZM158 162H159V161H158ZM8 163H10V162H8ZM11 163H12V165H11L12 167H11V168H10V166H8V167H9V168H8V167H7V164H5V163H0V173L3 172V173L6 174V172H17V173H19L21 176H22V174H24V175L26 174V176H28V175H29V176H30V175L32 176V174H31L32 172L30 171V172H31V173H30V172H29V169L26 170L27 168H25V166H24L25 164L22 163V164H23L22 167L24 166V167H23V170L25 169V171H26V172L24 171L25 173H23L22 168H19V166H18L17 160H15L14 163H13V162H11ZM21 163H20V165H21ZM38 163H40V164H38ZM62 163H63V164H62ZM105 163H106V162H105ZM107 163H108V165H109V162H107ZM113 163H114V162H113ZM119 163H120V162H119ZM151 163H153V162L151 161ZM169 163H170V162H169ZM43 164H44V163H43ZM61 164H62V167L60 168V165H61ZM72 164H71L70 166H72ZM75 164L77 165V168H76ZM148 164H150V163H148ZM238 164H239V163H238ZM108 165H107V166H108ZM111 165H112V164H111ZM111 165H110V166H111ZM142 165H141V166H142ZM151 165H152V164H151ZM151 165H150V166H151ZM155 165H156V164H155ZM157 165H158V163H157ZM161 165H162V164H161ZM70 166H69V167H70ZM82 166H83V165H82ZM82 166H81V167H82ZM104 166H105V165L103 164V168L106 167V166H105V167H104ZM112 166H113V165H112ZM119 166H120V165H119ZM139 166H138V167H139ZM159 166H160V165H159ZM52 167H54V164L52 165ZM114 167H115V166H114ZM142 167H144V166H142ZM145 167H146V166H145ZM56 168H57V167H56ZM110 168H111V167H110ZM119 168H120V167H119ZM121 168H122V167H121ZM123 168H124V167H123ZM123 168H122V169H123ZM151 168H154V165H153V167H151ZM39 169H38V171H34L35 174H36V172H37V175H36V176H39V175H38V172L40 171ZM72 169H73V170H72ZM80 169H81V168H80ZM82 169H83V168H82ZM82 169L80 170V172H81V173L83 172V173H84L83 175L86 174V175L88 176L89 173H88V172H87V173L84 172L85 167H84L83 170H82ZM114 169H115V168H114ZM122 169H121V170H122ZM137 169H138V168H137ZM143 169H144V168H143ZM147 169H148V167H146V168L144 169V171H142L143 176H144V177H143V181L146 183V185H147L148 187L152 188V189H150V190H153L155 193H157L161 199H162V196H164L165 199H166V196L164 195V193H166V195H167L168 193H169V194H171V193H170V190H168L169 188H167L168 185H167V186L164 185V190L166 191V192H165V191L163 190V188L161 187L162 184H159L160 182H162V183L164 182L163 180H162V181L160 180V179L162 178V177L160 178V175H162V174H161V173L159 174V172H158V174H159V175H158L156 171H155V172H151L153 169H151V170L148 169V170H150V171H147ZM155 169H156V168H155ZM157 169H158V166H157ZM30 170H31V169H30ZM34 170H35V167H34ZM63 170L65 171L66 168L63 169ZM107 170H108V169H107ZM107 170H106V171H107ZM245 170H246V169H245ZM41 171H42V170H41ZM64 171L61 172V173H63L64 175H67L66 171H65V172H64ZM77 171L75 170V172H74L75 174H72V175H73V176L76 175V173H78ZM110 171H113V172H114V170H110ZM124 171H125V170H124ZM134 171H132V172H134ZM136 171H137V170H136ZM140 171H141V170H140ZM157 171H158V170H157ZM28 172H29V173H28ZM89 172H90V171H89ZM113 172H111V173H113ZM122 172H123V171H122ZM122 172H121V173H122ZM126 172L128 173V171H126ZM129 172H130V170H129ZM149 172H151V173H149ZM240 172H241V171H240ZM3 173H2V174H3ZM17 173H16V174H17ZM27 173H28V174H27ZM42 173H43V172H42ZM56 173H57V172H56ZM61 173H57V174L60 175ZM81 173H80V174H81ZM103 173H104V174H103ZM111 173H110V174H111ZM116 173H117V171H116ZM142 173H141V174H142ZM165 173H166V172H165ZM233 173H235V172H233ZM9 174H10V173H9ZM9 174H8V175H9ZM12 174H13V173H11V176H12ZM69 174H71V173L69 172ZM78 174H79V173H78ZM78 174L76 175V177L78 176ZM80 174H79V175H80ZM101 174H103V175H101ZM113 174H115V173H113ZM133 174H134V173H133ZM135 174H136V173H135ZM8 175H7V176H8ZM17 175H18V174H17ZM41 175H42V174H41ZM41 175H40V176H41ZM45 175H46V173H45ZM59 175H57V176H59ZM61 175H62V174H61ZM61 175H60V179H61V177H62V178H63V179H62V180H63L62 182H64V176H61ZM83 175L81 174V176H82L83 179H84V178L86 177V175H85V177H84ZM122 175H123V174H122ZM136 175H138V174H136ZM139 175H140V174H139ZM157 175H158V176H157ZM3 176H4V175H3ZM5 176H6V175H5ZM11 176H10V178H12ZM29 176H28V178H29ZM31 176H30V177H31ZM50 176H51V175H50ZM70 176H71V175H70ZM70 176H69V177H70ZM73 176H72V177H73ZM93 176H92V178H93ZM108 176H109V175H108ZM108 176L106 175V177H107L108 180L105 179L106 181H102L103 183H105V182H109V178H110L111 176H110V177H108ZM117 176H118V173H117ZM128 176H129V174H128ZM133 176H135V175H133ZM263 176H264V175H263ZM8 177H9V176H8ZM19 177H20V176H19ZM19 177L17 176L18 179L21 178V177H20V178H19ZM65 177H66V176H65ZM67 177H68V175H67ZM67 177H66V179L69 178V177H68V178H67ZM104 177H105V176H104ZM114 177H115V175H112V178H111V179L113 180ZM122 177H124V176H122ZM131 177H132V175H131ZM164 177H165V176H164ZM190 177H193V176L190 175ZM4 178H6V177H4ZM24 178H25V177H24ZM26 178H27V177H26ZM26 178H25V179H26ZM28 178H27V180H28ZM78 178H79V176H78L77 178H75V179H78ZM89 178H90V177H87V178H86L87 180H86L85 182H86L87 184L90 183V180L92 179V178H91V179L89 180V182H87ZM102 178H103V177H102ZM115 178H116V177H115ZM159 178H160V179H159ZM193 178H194V177H193ZM257 178H258V177H257ZM12 179H13V178H12ZM49 179H51V178H49ZM57 179H58V178H57ZM57 179H56V180H57ZM73 179H74V178H73ZM80 179H82V178L80 177L78 180H80ZM118 179H120V178L118 177ZM123 179H124V178H123ZM125 179H128V178H125ZM140 179H142V178H140ZM158 179H159V180H158ZM194 179H195V178H194ZM14 180H15V177H14ZM27 180H26V182H27ZM45 180H46V178H45ZM51 180H52V179H51ZM54 180H55V179H54ZM68 180H69V179H68ZM84 180H85V179H84ZM93 180H94V179H93ZM93 180H91V183L88 184L89 187L91 186ZM102 180H104V179H102ZM134 180H135V179H134ZM165 180H166V178H165ZM200 180H201V179H200ZM263 180H264V179H263ZM11 181H12V180H11ZM16 181H17V180H16ZM20 181H21V179H20ZM49 181H50V180H49ZM60 181H61V180H60ZM73 181H74V180H73ZM110 181H111V180H110ZM187 181H188L189 184H190V185H188V186H190V188L192 187V188H191V189H192V190H191V194H190L191 197H193V198H195V199H199V194H200V193H203V191H201L202 189L200 188V186H201V184H199L200 182H198V181H196V180H193V179H191V178L189 179V175H188V177H187ZM0 182L3 183L4 181L0 180ZM24 182H25V181H24ZM24 182H23V183H24ZM42 182H43V181H42ZM51 182H52V181H51ZM51 182H50V183H51ZM56 182H57V181H56ZM58 182H59V181H58ZM69 182H70V180H69ZM71 182H72V181H71ZM71 182H70V183H71ZM94 182H96V181H94ZM112 182H113V181H112ZM121 182H122V181H121ZM125 182H127V180H126ZM4 183H5V182H4ZM4 183H3V185H4ZM7 183H8V182H7ZM23 183H22V184H23ZM65 183H68V181L64 182V184H65ZM72 183H73V182H72ZM72 183H71V184H72ZM77 183H78V182H77ZM114 183H115V179H114V182H113L112 185H114ZM116 183H117V180H116ZM116 183H115V184H116ZM118 183H119V182H118ZM128 183H131V182L129 181ZM135 183H136V182H135ZM201 183H202V182H201ZM5 184H6V183H5ZM9 184H10V183H9ZM15 184H16V182H15ZM22 184H20L21 187H22ZM61 184H62V183H61ZM64 184H63V185H64ZM87 184H86V186H87ZM96 184H97V182H96ZM101 184H102V183H101ZM107 184H108V183H107ZM109 184H110V182H109ZM125 184H126V183H125ZM136 184H137V183H136ZM165 184H166V183H165ZM20 185H19V186H20ZM23 185H24V184H23ZM51 185H53V182H52V184H50V186H51ZM65 185H66V184H65ZM73 185H74V184H73ZM80 185H81V186L84 185V182H83V184H82V180L79 181V186H80ZM98 185H99V183H98ZM130 185H131V186H130L131 188H132V186H133L132 189L135 188L134 190L137 191V190H136V185H132V184H130ZM160 185H161V186H160ZM261 185H262V184H261ZM1 186H2V185H1ZM11 186H12V185H11ZM11 186H10V187H11ZM14 186L18 187L17 184L14 185ZM14 186H13V187H14ZM24 186H27V185H24ZM29 186H31V185H29ZM66 186H67V185H66ZM68 186H69V183H68ZM70 186H72V185H70ZM81 186H80V187H81ZM86 186H84L85 191H86V194H84V195L82 194V195H83L84 197H86L87 200H91L90 202H91L92 204H94V205H93L94 208H93V206L91 205V206H92L91 208H93V210H94V211H93L94 214H93V212H92L91 214L95 217L94 224H92L93 227H94V229H93L94 231H92V229L90 230V229H85V228H83V227H82V228L85 229V230H87V231H86V233H87L86 235H88V233H89L90 231H91V232H90L91 234H95L94 232L96 231V232H97L96 234H98V235H97V236H95L96 234H95V235H92V239H93V236H94L93 241L89 238L90 236H89V237H88V236H86V237L83 236V237H84V239H87V240L89 239V240L91 241V244H92V242H93V244L96 243V242L94 243L95 238H96L97 241H99V243H98V244H99V249H97L98 245H97V247H96V249H97L96 252H95L96 256H97V252H98V250H100V248H102V250H103V249H106V250L109 251V252H110V251H115V250H116L115 252H119V250H120L121 248H122V249H125V246H120V245H119V243H120L121 241H123V242L125 241V243H127V244H132V243L134 242V241L132 242L133 239H136L137 241H139V239H140V242H141V240H142V242H141L142 244L139 243V242H137V241H135V243H139L138 248H136L137 250L139 249L140 244L143 246V242H144V246H145L146 248H147V246L149 245V244H147L148 242H150V244H152L151 247H153L154 245H156V244H155V241H158V239L156 240V239H155L156 237H154L153 235L156 234V232H157L156 229H157L158 227H157V228L155 227V231H156V232H155L154 234L151 233V231H153V230H149V231L147 230L148 227L146 228V225H145V224H144L145 228L143 227L144 229H143L142 227L140 228L141 230H143V232L140 233L141 236L144 235V236H142L143 239L146 238L145 233H144L145 230H147V232H150V233L152 234L153 238H154V239L152 240V238L150 237V238H151V239H150V238H149L150 233H149V234H148L149 236L147 237L146 240H149V239H150V240H149L147 243H145V242H146L145 239H144V240H145V241H144L142 238H139V235H140V234L138 235L139 232L134 231V230H136V229L133 230L134 233H133V232H131V233H133L134 235H138V239H137V236L134 237V238L132 239V237H133L134 235L132 234L133 236H132V235L130 236V234H131V233H129V230H130V229L128 230V232L125 233V230H124L125 228L122 230V227H121V231H123V233L120 234L121 231L118 233V230H117V232H116L117 227H120L119 225H118V226L115 225V226H117L116 229H115V232H114V231L112 232V233H115V234H109V233L107 232V230H106V224H105V218H106V220H107V217L104 216V215L106 214V213H105V209H104V202H106V201L108 200V199L105 198V196H106V197H109V196H110V194L108 193V192L110 191V190L108 189L109 186L107 185V186H108L107 189L109 190V191L107 190V191H108L107 194H105L106 192H103V193H102L100 190L97 191V189H96V193H94V191H93V187H92V190H91V187L88 188V187H86ZM92 186H93V184H92ZM94 186H95V183H94ZM102 186H103V185H102ZM116 186H117V185H115V188H113V186H112V188L115 190V189L118 188V187L116 188ZM144 186H145V184H144ZM8 187H9V185H8ZM13 187H12V188H13ZM16 187H15V188H16ZM53 187H54V186H53ZM56 187H58V186L56 185ZM75 187H76V185H75ZM95 187H96V186H95ZM97 187H100V186H97ZM97 187H96V188H97ZM104 187H106L105 184H104L103 188H104ZM119 187H120L121 190H123L124 192H127V193H129V194H132V193L134 192V190H133V191H130L131 188L128 187V185H121V186H119ZM140 187H141V186H140ZM201 187H202V186H201ZM0 188H1V187H0ZM12 188H11V189H12ZM15 188H13V189H14V191H16V193H17V190H18V189L15 190ZM19 188H20V187H19ZM43 188H44V187H43ZM49 188H51V187H49ZM58 188H59V187H58ZM66 188H67V187H66ZM70 188H71V187L68 188V191H69L70 194H71L73 191L71 192V191L69 190ZM87 188L90 190V192L93 191V192H91L92 194H88L89 190H86ZM129 188H130V189H129ZM9 189H10V188H9ZM53 189H54V188H53ZM53 189H52V191H53ZM63 189H64V188H63ZM82 189H83V188H82ZM113 189H112V193H114V192H113V191H114ZM120 189H119V190H120ZM132 189H131V190H132ZM138 189H139V188H138ZM145 189H146V187H145ZM166 189H167V190H166ZM175 189H176V188H175ZM177 189H178V188H177ZM185 189H186V188H185ZM188 189H189V188H188ZM6 190H8L7 187H6ZM72 190H73V187H72ZM74 190H75V188H74ZM77 190H78V188H77ZM77 190H76V191H77ZM79 190H80V189H79ZM79 190H78V191H79ZM105 190H106V188H105ZM178 190H179V189H178ZM189 190H190V189H189ZM1 191H2V189H1ZM4 191H5V190H4ZM18 191H20V190H18ZM50 191H51V190H50ZM62 191H63V190H62ZM64 191H65V190H64ZM76 191H75V192H76ZM82 191H84V190H82ZM102 191H103V189H102ZM115 191L117 192V190H115ZM139 191L141 192L140 189H139ZM148 191H149V190H148ZM167 191H168V193H167ZM174 191H175V190H174ZM176 191H177V190H176ZM185 191H186V190H185ZM207 191H208V190H207ZM8 192H10V191H8ZM20 192L22 193L23 190L21 189ZM20 192H19V193H20ZM47 192H49V191H47ZM53 192H54V191H53ZM56 192H57V191H56ZM65 192H66V191H65ZM131 192H132V193H131ZM145 192H146V191H145ZM151 192H152V191H151ZM162 192H163V193H162ZM188 192H189V191H188ZM204 192H205V191H204ZM49 193H50V192H49ZM62 193H63L62 196H64V195H65L64 192H62ZM62 193L60 192V194H62ZM78 193H79V192H78ZM93 193H94V194H93ZM110 193H111V192H110ZM135 193H136V192H135ZM135 193H134L133 195H135ZM149 193H150V192H148V194H149ZM152 193H153V192H152ZM179 193H180V192H179ZM179 193H178V194H179ZM3 194H4V192H3ZM6 194H7V193H6ZM12 194H13V193H12ZM44 194H45V193H44ZM50 194H51V193H50ZM50 194H47V195H50ZM57 194H58V193H57ZM57 194H56V195H57ZM70 194H69V196H70ZM119 194H120V193H119ZM136 194H137V193H136ZM142 194H143V192L140 193L141 197H140L139 193H138L136 196L139 197V199H141V198H143V197H142ZM175 194H176V193H175ZM182 194H183V193H182ZM185 194H186V193H185ZM185 194H184V195H185ZM210 194H211V193H210ZM16 195H17V194H16ZM22 195H23V194H22ZM72 195H73V194H72ZM113 195L115 196V195H117V194H112V196H113ZM149 195H151V194H149ZM152 195H153V194H152ZM161 195H162V196H161ZM171 195H172V194H171ZM179 195H181V194H179ZM19 196H20V194H19ZM26 196H27V195H26ZM26 196H25V198H26ZM35 196H36V195H35ZM51 196H52V195H51ZM54 196H55V193H54ZM59 196L61 197V195H59ZM74 196H75V194H74ZM136 196H135V197H136ZM143 196H144V195H143ZM167 196H168V195H167ZM169 196H170V195H169ZM172 196H174V195H172ZM200 196H201V195H200ZM210 196H211V195H210ZM7 197H9V196H7ZM14 197H15V195H14ZM16 197H17V196H16ZM20 197H21V196H20ZM60 197L57 198V201L60 199ZM70 197L72 198V196H70ZM118 197H119V195H118ZM137 197H136V199H137V201H139V199H138ZM155 197H157V196H155ZM170 197H171V196H170ZM185 197H186V195H185ZM17 198H18V197H17ZM21 198H22V197H21ZM46 198H47V197H46ZM48 198H49V197H48ZM50 198H51V197H50ZM52 198H53V197H52ZM64 198H67V197H66V196L63 197V198L61 197V199H64ZM110 198H111V197H110ZM112 198H113V197H112ZM121 198H123V197H121ZM132 198H133V197H132ZM153 198H154V196H152V199H151V200L154 201ZM23 199H24V198H23ZM61 199H60V200H61ZM105 199H106V200H105ZM113 199H115V198H113ZM113 199H112V201H113ZM117 199H118V198H117ZM157 199H158V197H157ZM161 199H159V202H160ZM165 199L163 198V201H164ZM167 199H168V197H167ZM167 199H166L164 202H166V203H167V201L169 202L170 199H168V200H167ZM190 199H191V198H190ZM51 200H52V199H51ZM51 200H50V201H51ZM53 200H54V198H53ZM60 200H59V201H60ZM73 200L76 201V199L72 198L71 201L73 202ZM79 200H81V199H79ZM79 200H78V201H79ZM83 200H84V199H83ZM122 200H123V199H121L120 201H122ZM132 200H133V199H132ZM143 200H145V199L143 198ZM147 200H148V198L146 199V202H145V203H148V204H149V202H148ZM149 200H150V199H149ZM180 200H182V199H180ZM180 200H179V201H180ZM210 200H211V199H208L207 197L204 198L203 200H201V202H200V206H201V209H202V210H205V209H206V211H207L208 208H209V210H210V207L213 206V202H212V204L210 205V203H211ZM5 201H7V200H5ZM5 201H4V202H5ZM9 201H11V200H9ZM78 201H77V202H78ZM85 201H86V200H85ZM155 201H156V200H155ZM170 201H171V200H170ZM172 201H174V200H172ZM211 201H212V200H211ZM2 202H3V201H2ZM18 202H19V201H18ZM27 202H28V201H27ZM31 202H32V201H31ZM46 202H48V200H47ZM52 202H53V201H52ZM64 202H65V200H64ZM64 202H63V203H64ZM109 202H110V201H109ZM123 202H125V201H123ZM129 202H130V201H129ZM142 202H144V201H141V205L144 204V203H142ZM180 202H181V201H180ZM197 202H198V200H197ZM6 203H8V202H6ZM20 203H21V202H20ZM49 203H50V202H49ZM49 203H47V204H49ZM53 203H54V202H53ZM58 203H59V202H58ZM63 203L60 202V204H63ZM112 203H113V202H112ZM112 203L110 202L109 204L111 205ZM118 203H119V202H118ZM118 203H117V204H118ZM121 203H122V202H121ZM160 203L163 204L162 202H160ZM166 203L163 204L162 206H166ZM178 203H179V202H178ZM182 203H183V202H182ZM2 204H3V203H2ZM9 204H10V202H9ZM9 204H8V207L10 208ZM14 204H16V203H14ZM28 204H29V203H28ZM28 204H27V205H28ZM51 204H52V203H51ZM56 204H57V203H56ZM56 204H55V205H56ZM68 204H69V203H68ZM77 204H78V203H77ZM82 204H83V202H82ZM82 204H81V205H82ZM87 204H88V202H87ZM106 204H108V202H107ZM109 204H108V205H105V206H106V210H107V211H106L107 214H108V211L110 210V209H107V207L110 208V205H109ZM127 204H128V203H127ZM130 204H132V203H130ZM148 204L146 205V207H147V206L150 207V205H148ZM150 204H152V201H151ZM154 204H155V202H154ZM157 204H158V203H156V205H157ZM169 204H170V202H169ZM171 204H172V203H171ZM176 204H177V203H176ZM176 204H174V205H176ZM5 205H7V204H5ZM10 205H11V204H10ZM20 205H21V207H22L23 203L20 204ZM24 205H25V204H24ZM24 205H23V206H24ZM27 205H26V209H28V208H27ZM85 205H86V204H85ZM85 205H84V207H85ZM156 205H155V206H156ZM158 205H159V204H158ZM167 205H168V204H167ZM179 205H180V204H179ZM190 205H191V204H190ZM56 206H57V205H56ZM59 206H60V205H59ZM67 206H68V205L64 203V207L67 208ZM70 206H71V205H70ZM74 206H76V205H74ZM122 206H123V205H122ZM122 206L120 207V205H119V207H120L119 209L125 211L126 209H125L124 207H123L124 209H122ZM131 206H132V205H131ZM133 206H134V205H133ZM142 206L145 207V204L142 205ZM162 206H161V208H165V209H167V207H168V206H167V207H162ZM181 206H183V205L181 204ZM193 206H194V205H193ZM200 206H199V207H200ZM219 206H220V205H219ZM2 207H3V206H2ZM28 207H29V206H28ZM33 207H34V206H33ZM49 207H50V206H49ZM89 207H90V206H89ZM112 207H113V206H112ZM112 207H111V208H112ZM114 207H115V205H114ZM114 207H113V208H114ZM127 207H128V206H127ZM143 207L141 208L142 211H144L145 208H146V207H145V208H143ZM148 207H147V208H148ZM157 207L159 208V206H157ZM172 207H173V205H172ZM178 207H179V206H178ZM0 208H1V207H0ZM12 208H13V207H12ZM18 208H19V207H18ZM22 208H24V207H22ZM39 208H40V207H39ZM52 208H53V207H52V205H51V208H50V209H52ZM68 208H69V207H68ZM72 208H73V207H71V209H72ZM76 208H77V207H76ZM80 208H81V210H82V207H80ZM154 208H155V207H154ZM154 208H153V209H154ZM169 208H170V207H169ZM173 208H176V207H173ZM173 208H171V209L173 210ZM217 208H218V207H217ZM4 209H5V208H4ZM13 209H15V208H13ZM56 209H57V208H56ZM56 209H55V207H54V209H52V210L55 211ZM59 209H60V208H59ZM69 209H70V208H69ZM74 209H75V208H74ZM83 209H84V208H83ZM85 209H86V208H85ZM129 209H131V208H129ZM143 209H144V210H143ZM149 209H150V208H149ZM149 209H148V210H149ZM165 209H164V210H165ZM178 209H179V208H178ZM19 210H20V209H19ZM28 210H29V209H28ZM28 210H27V212H28ZM61 210H62V209H61ZM86 210H87V209H86ZM90 210H92V209H90ZM114 210H116V209L114 208ZM114 210H113V211H114ZM159 210H160V209H159ZM159 210H158V213H159ZM168 210H170V209H167L166 211H168ZM179 210L182 211L183 209H179ZM185 210H187V208H186ZM198 210H199V209H198ZM216 210H218V209H216ZM24 211H25V210H24ZM47 211H48V210H47ZM53 211H51V212H53ZM68 211H70L69 213H71V210H68ZM72 211H73V210H72ZM77 211H78V210H77ZM77 211H76V212H77ZM79 211H80V210H79ZM113 211H112V212H113ZM135 211H136V207H135ZM150 211H151V213H152V210H150ZM150 211H149V212H150ZM154 211H155V209H154ZM166 211H165V212H166ZM181 211H180V212H181ZM206 211H205V212H206ZM0 212H1V209H0ZM5 212H6V211H5ZM25 212H26V211H25ZM57 212H58V211H57ZM60 212H62V211H60ZM64 212H65V211H64ZM76 212H75V213H76ZM125 212H126V211H125ZM139 212H140V211H139ZM145 212H146V211H145ZM170 212H171V210H170ZM187 212H188V211H187ZM187 212H186V215L188 214ZM197 212H198V211H197ZM3 213H4V212H3ZM9 213H10V212H9ZM29 213H30V212H29ZM48 213H49V212H48ZM69 213H68V214H69ZM80 213H82V212H79V213L77 212L76 215H77V214L80 215ZM109 213H111V212H109ZM115 213H116V211H115ZM115 213H113V214L115 215ZM123 213H124V212H123ZM128 213H129V212H128ZM130 213H131V212H130ZM140 213H141V212H140ZM151 213H150V214H151ZM175 213H176V212H175ZM175 213H174V214H175ZM177 213H178V212H177ZM193 213H194V211H193ZM198 213H200V212H198ZM206 213H207V212H206ZM209 213H210V212H209ZM7 214H8V213H7ZM42 214H43V213H42ZM49 214H51V213H49ZM52 214L55 215L56 213H52ZM60 214H61V213H60ZM60 214H59V215H60ZM64 214H65V213H64ZM64 214H63V215H64ZM131 214H132V213H131ZM142 214H143V213H142ZM152 214H154V213H152ZM152 214H151V215H152ZM167 214H168V213H167ZM171 214H173V213L171 212ZM171 214H170V215H171ZM174 214H173V215H174ZM4 215H5V214H4ZM26 215H28V213H26ZM32 215H33V214H32ZM35 215H36V214H35ZM37 215H38V214H37ZM43 215H44V214H43ZM53 215H52V216H53ZM69 215H70V216H75L74 214H69ZM83 215H84V214H83ZM86 215H87V214H86ZM92 215H90V216H92ZM109 215H111V214H109ZM109 215H107V216L110 217ZM123 215H124V214H123ZM126 215H127L126 217L123 216V217H121V219H125V220H126L127 217H130V216H131V215L128 216L127 212H126ZM136 215H138V212L136 213ZM143 215H144V214H143ZM159 215H160V217L162 216V217H161L162 219H160V220H163V218H164V217H163V214H159ZM159 215H157V216H159ZM180 215H181V213H180ZM184 215H185V214H184ZM5 216H6V215H5ZM28 216H29V215H28ZM50 216H51V215H50ZM70 216L68 217V219L70 218ZM93 216H92V217H93ZM112 216H113V215H112ZM112 216H111L110 218L113 219ZM132 216H133V215H132ZM132 216H131V217H132ZM134 216H135V215H134ZM134 216L132 217V218H134V221H133V219H130V218H129V220H131L132 222H134V223H133V224H134L133 227H135V226L138 224V221H137V224L135 225V222H136V221H135V220H136L135 218H136V216H135V217H134ZM146 216H147V215H146ZM175 216H176V215H175ZM187 216H188V215H187ZM192 216H193V215H192ZM37 217H38V216H36V219H35L33 216H30L28 219H26V220L24 219V221H23V219H21V218H20V219H21L22 221H21V220L19 221V220L16 219L17 222H13L14 219H12L13 221L8 220V222H9V221H10V222H13V223H10V224H8V223H4V222H6V221H4L2 224L0 223V224L2 225V226H0V236H2V238H4V237H3L4 233H5V237L7 236V231L11 232L10 229L18 231V229L21 228V231H22L23 226H24V227L27 226V228L30 226V229L33 230V232L31 233V235H30V236L28 235V237H27L26 240H24V241L22 240L23 242H22V245H21L20 251H18V250H17V251H14V252H17V253H18V256L20 255L19 253L22 254V256H19L20 258L18 257V259H19L20 262H21V260H23L22 263H24V262H26V261H27V262H30V263H31V262H36V261H37V262H38V261H39V262L41 261V263H39V262H38V263H39V264H43V263H44L43 261H46L45 258L48 259L47 261H50V260H51L50 262L52 263V262H53V261H52V258L55 257V255H56V253H57L56 250L54 249V247H53V248H49L50 250H51V249H53V250L48 251V250H49L48 247L46 248L45 245L43 246V244H45V243H43L41 240H38V239H37V238H39L38 236H40V234H38V231L36 230V224H37L36 222H39V221H38L39 218H37ZM42 217H43V216H42ZM44 217H46V216H44ZM44 217L42 218L43 220H44ZM56 217H57V214H56ZM64 217L66 218V216H64ZM80 217H81V216H80ZM87 217H88V215H87ZM152 217H153V215H152ZM165 217H166V216H165ZM178 217H179V218H182V217H180V216H178ZM178 217H177V218H178ZM197 217H198V215H197ZM205 217H206V216H205ZM1 218H2V217H0V219H1ZM24 218H25V217H24ZM47 218H48V217H47ZM47 218H46L45 220L50 219V217H49L48 219H47ZM51 218H52V217H51ZM57 218H58V220H59L60 217L58 216ZM57 218H56V219H57ZM62 218H63V216H62ZM62 218H60V220H62ZM71 218H72V217H71ZM74 218H75V217H73V221L76 220V219L74 220ZM78 218H79V216H78ZM88 218H89V217H88ZM137 218H138V219L141 218V215H140V217L137 216ZM148 218H150V217L148 216ZM168 218H169V217H168ZM170 218H171V217H170ZM184 218H185V217H184ZM186 218H187V217H186ZM194 218H196V217H194ZM8 219H9V216H8ZM10 219H11V218H10ZM63 219H64V218H63ZM85 219H86V218H85ZM93 219H94V218H93ZM114 219H116V218L114 217ZM150 219H151V218H150ZM166 219H167V218H166ZM173 219H174V218H173ZM188 219H189V217H188ZM198 219H199V218H198ZM205 219H206V218H205ZM209 219H210V218H209ZM209 219H208V220H209ZM3 220H4V219H3ZM35 220H36V221H35ZM43 220H42V222H41V221L39 222V223H40L39 225H40L41 227L44 225L43 222H45V220H44V221H43ZM53 220H54V219L52 218V220L50 219V221H49V222L47 221V223H50L51 221L53 222ZM64 220H65V219H64ZM64 220H62L61 222L63 223ZM70 220H71V219H69V221H70ZM127 220H128V218H127ZM141 220L145 221V223H146V221H147V222H148L147 224H149V221H150V220H149V221H148V220H145V217H144V218H141ZM158 220H159V219H158ZM168 220H169V219H168ZM171 220H172V218H171ZM177 220H178V219H177ZM180 220H183V219H180ZM186 220H187V219H186ZM186 220H185V221H186ZM196 220H197V219H196ZM200 220H201V217H200ZM202 220H204V219H202ZM66 221H67V220H66ZM69 221H68V222H69ZM79 221H80V223H81V225H82V222H81L80 218L77 219V221H75V222H79ZM83 221H84V219H83ZM112 221H113V220H112ZM154 221L157 222L156 220H154ZM169 221H170V220H169ZM169 221H168V222H169ZM173 221H174V220H173ZM211 221H212V220H211ZM211 221H210V222H211ZM0 222H1V221H0ZM71 222H72V220L70 221V223H71ZM86 222H88V221L86 220ZM107 222H109V221H106V223H107ZM113 222H115V221H113ZM113 222H111V223L113 224ZM120 222H121V221H120ZM141 222H142V221H141ZM151 222H152V221H151ZM163 222H166V221H165V218H164ZM168 222H167V223H168ZM171 222H172V221H171ZM171 222H170V223H171ZM177 222H178V221H177ZM192 222H194V220H193ZM35 223H36V224H35ZM41 223H42V224H41ZM47 223H46V225H47ZM62 223H61V224H62ZM72 223H74V222H72ZM90 223H91V222H90ZM92 223H93V222H92ZM117 223H118V222H117ZM179 223H180V222H179ZM184 223H185V222H183V224H184ZM188 223H189V222H188ZM197 223H199V221H198ZM200 223H201V222H200ZM58 224H59V223H58ZM65 224H66V223H65V221H64V224H63V225L65 226ZM68 224H69V223H68ZM75 224L78 225V223H75ZM86 224H87V223H86ZM86 224H85V227H86ZM88 224H89V223H88ZM122 224H123V222H122ZM171 224H174V223H171ZM177 224H178V223H177ZM181 224H182V223H181ZM183 224H182V225H183ZM185 224H186V223H185ZM191 224H192V223H191ZM194 224H195V223H194ZM211 224H212V223H211ZM51 225H52V224H51ZM55 225H56V224H55ZM63 225H62L61 227H64ZM77 225H76V226H77ZM81 225H80V227H81ZM90 225H91V224H90ZM108 225H110V224H108ZM120 225H121V224H120ZM131 225H132V224H131ZM138 225H139L138 227L136 226V227H137V230H139L138 228L141 226L140 224H138ZM149 225H150V224H149ZM151 225H152V224H151ZM155 225H156V224H155ZM175 225H176V224H175ZM179 225H180V224H179ZM202 225H203V224H202ZM209 225H210V224H209ZM47 226H48V225H47ZM47 226H46V228H47ZM73 226H74L73 224H72V226H70L72 231H73V228H72ZM76 226H75V227H76ZM82 226H84V225H82ZM115 226H114V224L111 225V227H115ZM152 226H153V225H152ZM152 226H151L150 228H153V229H154V227H152ZM158 226H159V225H158ZM167 226H168V225H167ZM171 226H173V225H171ZM180 226H181V225H180ZM50 227H51V226H50ZM50 227L48 226V228H47V229H48V232H47V233L45 232L46 234H43L42 231L45 229L44 226H43L44 229H43L42 231H40V232H41V236H42V235H43V236H44V235H47V236H48V234H49V230H50V231L53 230L52 232L54 233V232H55V231H54L55 228L51 230V229H49ZM53 227H54V226H53ZM77 227H78V226H77ZM77 227H76L75 230H77ZM80 227H78V229H80V231H81L82 228H80ZM93 227H90V228H93ZM111 227H109L108 230H111V229L114 230V228H111ZM175 227H176V226H175ZM177 227H178V226H177ZM181 227H182V226H181ZM196 227H197V225H196ZM25 228H26V227H25ZM25 228H23V229H25ZM37 228H39V227H38V224H37ZM51 228H52V227H51ZM88 228H89V227H88ZM107 228H108V227H107ZM110 228H111V229H110ZM126 228H127V229L130 228V224H129V227L127 226ZM159 228H160V229H158V231L161 230V227H160V226H159ZM185 228H186V227H185ZM199 228H201V227L199 226ZM30 229L28 230L29 233L32 231V230H30ZM41 229H42V228H41ZM57 229H58V228H57ZM62 229H64V228H62ZM118 229H120V228H118ZM132 229H133V228L131 227V230H132ZM148 229H149V228H148ZM162 229H163V228H162ZM164 229H166V228H164ZM164 229H163L164 232H161V231H159V232L163 233L164 235H165V234H168V233L170 232V229H168V233H166ZM19 230H20V229H19ZM45 230H46V229H45ZM66 230H67V228H66ZM69 230H70V229H69ZM75 230L73 231L74 234H76V233H75V232H76ZM85 230H83V232H85ZM88 230H90V231H88ZM176 230H177V228L175 229V232H176ZM182 230H184V229H182ZM185 230H186V229H185ZM202 230H203V229H202ZM28 231H27V232H28ZM36 231H37V232H36ZM60 231H61V230H60ZM63 231H64V230H63ZM78 231H79V230H78ZM111 231H112V230H111ZM172 231H174V230L172 229ZM193 231H194V230H193ZM199 231H200V230H199ZM14 232H15V231H14ZM18 232H19V231H18ZM18 232H17V233H18ZM43 232H44V231H43ZM66 232H67V231H66ZM66 232H65V233H66ZM83 232H82V231L79 232V236L82 235ZM92 232H93V233H92ZM136 232H137V234H136ZM159 232H158L157 235H160ZM179 232H180V231H179ZM179 232H178V234H179ZM186 232H188V229H187ZM17 233H16V234H17ZM19 233H20V232H19ZM21 233H22V232H21ZM60 233H61V232H60ZM69 233H71V232L69 231ZM80 233H81V234H80ZM90 233H89V234H90ZM110 233H111V232H110ZM124 233L127 234L126 237H123V236H125ZM143 233H144V234H143ZM172 233H174V232H172ZM181 233H182V232H181ZM183 233H185V232H183ZM190 233H191V231H190ZM190 233H189V234H190ZM192 233H193V232H192ZM199 233H200V232H199ZM201 233H202V232H201ZM11 234H12V233H11ZM22 234H24V232H23ZM36 234H37V235H36ZM74 234H72L73 237H76V236H74ZM77 234H78V233H77ZM83 234L85 235V233H83ZM91 234H90V235H91ZM123 234H124V235H123ZM146 234H147V233H146ZM169 234H170V233H169ZM169 234H168V236H170ZM189 234H188V235H189ZM194 234H195V232H194ZM194 234H193V235H194ZM19 235H21V234H19ZM19 235H18V236H19ZM50 235H51V234H49V236H50ZM53 235H54V239H55V241H56V238H57V241H58L59 238L55 236L56 233H54ZM60 235H61V234H60ZM122 235H123V236H122ZM164 235H163V236H164ZM172 235L174 236V234H172ZM175 235H177V233H176ZM193 235L190 234L189 236H193ZM212 235H213V234H212ZM8 236H9V234H8ZM8 236H7V237H8ZM22 236L24 237V235H22ZM57 236H59V234H57ZM66 236H68V235H66ZM141 236H140V237H141ZM155 236H156V235H155ZM163 236H162V237H163ZM181 236H182V235H181ZM194 236H195V235H194ZM199 236H200V235H199ZM51 237H52V235H51ZM55 237H56V238H55ZM60 237H62V236H60ZM64 237H65V236H64ZM81 237H82V236H80L79 238H81ZM87 237H88V238H87ZM160 237H161V235H160ZM160 237L158 236V238H160ZM166 237H167V235H166ZM166 237H164V239L161 238V239H162V242H163L164 240H166V241H164V242L168 243L167 240H170V239H171V241L173 240V239H172V238H173L172 236H170V239H169V237H167L168 239H166ZM174 237H175V236H174ZM176 237H177V236H176ZM187 237H188V236H187ZM187 237H186V238H187ZM196 237H197V236H196ZM2 238H1V241H0V242H3L4 239H5V238H4V239L2 240ZM45 238H46V237H45ZM148 238H149V239H148ZM194 238H195V237H193V239H194ZM19 239H21V237H19ZM23 239H24V238H23ZM42 239H44V238H42ZM49 239H50V237H49ZM69 239H70V238H69ZM77 239H78V238H76L77 243H76V242H73V243H76V244H74V246L77 245V249L80 250L81 247H82V245H81V247L79 246L81 243L79 244V243H78L79 239H78V240H77ZM191 239H192V238H191ZM195 239H196V238H195ZM197 239H199V238H197ZM197 239L195 240L196 242L193 240V241L195 242V244H197V243H198L197 241H199V240H197ZM47 240H48V239H47ZM61 240H62V239H61ZM81 240H83V238H81ZM87 240H83L84 242L82 241V242L84 243V248H85V241H87ZM151 240H152L153 243H151ZM208 240H209V239H208ZM6 241H7V239H6ZM20 241H21V240H20ZM20 241H19V242H20ZM45 241H46V239H45ZM48 241H49V240H48ZM63 241H64V239H63ZM63 241H61V242L63 243ZM74 241H75V240H74ZM90 241H89V242H90ZM159 241H160V240H159ZM173 241H174V240H173ZM173 241H172V242H173ZM187 241H189V240H187ZM193 241H191V243H193ZM211 241H212V239H211ZM213 241H214V240H213ZM213 241H212V242H213ZM4 242H5V241H4ZM41 242H42L43 244H42ZM79 242H80V241H79ZM89 242H88V243H89ZM123 242H122V245H124ZM162 242H161V243H162ZM164 242H163V243H164ZM169 242H170V241H169ZM47 243H48V242H47ZM49 243H50V242H49ZM55 243H56V242H55ZM57 243H59V241H58ZM68 243H69V242H68ZM68 243L65 242L66 245H67ZM73 243H70V244L72 245ZM156 243H157V242H156ZM161 243L158 242L157 244H158L159 246L161 245L160 247H162V244H161ZM166 243H164V244H166ZM182 243H183V242H182ZM200 243H201V242H200ZM200 243H199V244H200ZM209 243H210V242H209ZM4 244H5V243H4ZM52 244H53V243H52ZM89 244H90V243H89ZM89 244H86V245H88V246H86V248H87V247L90 248V245H89ZM96 244H97V243H96ZM133 244H134V243H133ZM164 244H163V245H164ZM169 244H171V243H169ZM211 244H212V243H211ZM0 245H2V244H0ZM5 245H6V244H5ZM53 245H54V244H53ZM58 245H59V246L63 245V249H64V246H66V245H64V243H63V244H60V243H59ZM134 245H136V244H134ZM166 245H167V244H166ZM166 245H165V246H166ZM171 245H172V244H171ZM175 245H176V244H175ZM51 246H52V245H51ZM72 246H73V245H72ZM78 246H79L80 248H79ZM91 246L94 247V250H95V246H93V245H91ZM119 246H120L121 248H120ZM131 246H132V245H131ZM142 246H140V247H141L140 249H141V251H143V253H141V254L139 253V254H138V257L133 253V254H134V260L136 259L135 256L137 257V259H136L137 261H136V262H133L134 264H135V263L137 264L140 255H141V257H140L141 259H143V258L146 259L142 254L145 255L146 252H148L149 250L144 248V250L146 251V252H145L144 250H142V249H143ZM156 246H157V245H156ZM156 246H154L155 248L153 247L152 252H148L149 254H146L145 256H147V255L152 256L151 259L154 260V262L159 261V260L161 259V260L159 261V262H161V261L163 260V259H162V256H163V258H164L165 255L167 256V254H166L167 252H166V253L164 252L165 255H164V253H163V255L161 254V257H159V256H155V255H158L159 253H162V252H163V251L161 250V248L158 250L159 252H158V251L155 252V251H156ZM168 246H170V245H168ZM168 246H167V247H168ZM173 246H174V245H173ZM186 246H187V245H186ZM15 247H16V246H15ZM17 247H19V246H17ZM56 247H57V246H56ZM67 247H68V246H67ZM123 247H124V248H123ZM132 247L135 248V246H132ZM132 247H131V248H132ZM171 247H172V246H171ZM191 247H192V246H191ZM191 247H190V248H191ZM194 247H195V246H194ZM198 247H199V246H198ZM57 248H58V247H57ZM74 248H76V247H74ZM89 248H88V249H89ZM118 248H120V249H118ZM129 248H130V246H129ZM134 248H132V252L135 251ZM158 248H159V247H157V249H158ZM162 248H163V247H162ZM185 248H186V247H185ZM13 249L16 250L15 248H13ZM18 249H19V248H18ZM58 249H59V248H58ZM69 249H70V248H69ZM82 249H83V247H82ZM82 249H81V250H82ZM88 249H86V250H88ZM90 249H91V248H90ZM122 249H121V252H123ZM140 249H139V250H140ZM149 249H150V251H151L152 248H149ZM168 249H169V248H168ZM177 249H178V248H177ZM193 249H195V248H193ZM210 249H211V248H210ZM4 250H5V249H4ZM54 250H55V252H53ZM71 250H72V248H71ZM79 250H78V251H79ZM81 250H80V251H81ZM92 250H93V249H92ZM92 250H91V251H92ZM106 250H104L105 253H103V254H106ZM117 250H118V251H117ZM154 250H155V251H154ZM164 250H165V248H164ZM172 250H173V249H172ZM175 250H176V249H175ZM175 250H174V251H175ZM191 250H192V249H191ZM197 250H198V249H196V251H197ZM7 251H8V250L6 249V252H7ZM63 251H65V250H63ZM66 251H69V250L66 249ZM126 251L129 252L128 249H127ZM141 251H139V252H141ZM160 251H161V252H160ZM165 251H167V250H165ZM176 251H177V250H176ZM179 251L181 252V250H179ZM200 251H201V250H200ZM14 252H13V250H12V253H13L12 256L16 254V253L14 254ZM69 252H70V251H69ZM75 252H76V251H75ZM81 252H82V251H81ZM81 252H79L80 255L85 256V255H84L85 251H84V253H81ZM87 252H88V251H87ZM101 252H103V251H101ZM127 252H126V253H127ZM130 252H131V251H130ZM135 252H136V251H135ZM144 252H145V253H144ZM153 252H155V254H152V255H151V253H153ZM170 252H171V251H170ZM170 252H169V250H168V254H170ZM177 252H178V251H177ZM177 252H176V253H177ZM180 252H178V254L181 255ZM185 252H187V251L185 250ZM52 253H53V254H52ZM71 253L74 254L73 251H72ZM71 253L69 254L68 252H66V254H69V256L71 255ZM88 253H89V252H88ZM126 253H124V254H123V253H120V256L122 257L123 255H128V254H126ZM136 253H137V252H136ZM157 253H158V254H157ZM172 253H173V252H171V254H170L171 256L168 255L169 258L167 257V259L165 258L164 260H166V261L168 260V261H167L168 263H169V262L171 263V260H172V261L174 260V262L180 264V263H181V260L178 261L177 259H179V258H176V257H177L176 255L174 256V254H176V253H173V254H172ZM188 253H189V252H188ZM188 253H186V254L188 255ZM192 253H195V252H192ZM197 253H198V252H197ZM197 253H195V254H196V257H199ZM10 254H11V253H10ZM51 254H52V255L55 254V255L52 256V257H48V256H50ZM89 254H92V253L90 252ZM95 254H94V255H95ZM98 254H99V253H98ZM113 254H115V253H113ZM121 254H122V255H121ZM129 254H130V253H129ZM178 254H177V255H178ZM183 254H184V251H183ZM183 254H182V255H183ZM186 254H184V255H186ZM189 254H190V253H189ZM199 254H200V253H199ZM16 255H17V254H16ZM63 255H64V254H63ZM99 255H100V254H99ZM99 255H98L97 257H99V259H100L101 257H100ZM115 255H116V254H115ZM130 255H131V254H130ZM130 255H129V257L132 258V255H131V256H130ZM153 255H154V256H153ZM159 255H160V254H159ZM12 256H11V259L9 258V256H7V257H8V260H9V259L12 260ZM23 256H24V258L21 259ZM57 256H58V255H57ZM86 256L88 257V254H87ZM90 256H91V255H90ZM101 256H102V255H101ZM109 256H110V255H109ZM109 256H106V255H105V258H106V257H109ZM117 256H118V258H120L119 255H117ZM142 256H143V257H142ZM166 256H165V257H166ZM172 256H174V258H171ZM189 256H190V255H189ZM193 256H194V255H193ZM63 257H64V256H63ZM70 257H71V256H70ZM76 257H79V256L76 255ZM76 257H74L75 260H76ZM91 257L93 258V256H91ZM103 257H104V256H103ZM124 257H125V256H124ZM124 257H123V260H122V261H125V260H124ZM127 257H128V256H126V258H127ZM147 257H148V256H147ZM154 257H157L158 260H157V259H153ZM178 257H179V256H178ZM180 257H181V256H180ZM187 257H188V256H187ZM187 257L185 256V259H186ZM5 258H6V257H5ZM13 258H14V260H12V262H13V261H16L15 259H17V258H16L15 256H13ZM50 258H51V259H50ZM55 258H56V257H55ZM55 258H54V259H55ZM113 258H114V256H113ZM113 258H112V259H113ZM149 258H150V257H148L146 260H148ZM159 258H160V259H159ZM170 258H171V259H170ZM200 258H201V257L198 258V261H199ZM20 259H21V260H20ZM49 259H50V260H49ZM70 259H71V258H70ZM74 259H73V256H72V261H74ZM78 259H80V257H79ZM88 259H89V257H88ZM88 259H87V261H91V260H92V259H91V260H90V259L88 260ZM94 259H96V258H94ZM94 259H93V261H91L92 264H93L94 261H95ZM99 259H98V260H99ZM114 259H116V258H114ZM114 259H113V260H114ZM120 259H121V258H120ZM181 259H184V257L181 258ZM185 259H184V260H185ZM191 259H193L192 256H191ZM191 259L189 258V260H191ZM194 259H195V258H194ZM6 260H7V259H6ZM6 260H4V261H6ZM10 260H9V261H10ZM24 260H25V261H24ZM96 260H97V259H96ZM100 260H102V258H101ZM100 260H99V261H100ZM127 260H129V259L127 258ZM127 260H126V261H127ZM152 260H151L150 262L153 263V264H155L154 262H152ZM155 260H156V261H155ZM175 260H176V261H175ZM186 260H187V259H186ZM196 260H197V259H196ZM0 261H2V260H0ZM17 261H18V260H17ZM19 261H18V263H17V262H15V263H16V264H19ZM54 261H55V263H56V259H55ZM57 261H58V260H57ZM72 261H71V262H72ZM82 261H86V257H85V258L83 257V260L80 259V261H78V262H79V263H80V262L82 263ZM143 261H145V260H143ZM143 261H142V263H143ZM166 261H164V262L167 263ZM177 261H178V262H177ZM182 261H183V260H182ZM187 261H188V260H187ZM6 262H7V261H6ZM27 262H26V263H27ZM37 262H36V263H37ZM42 262H43V263H42ZM59 262H61V261H59ZM65 262H66V261H65ZM78 262H77V261H74L73 263H74V264H75V263L77 264ZM97 262H98V261H97ZM117 262H118V261H117ZM127 262H128V261H127ZM140 262H141V260L139 259L138 264H139ZM150 262H147V263H150ZM164 262L162 261L163 264H165ZM174 262H173V263H174ZM188 262L190 263V261H188ZM4 263H5V262H4ZM4 263L1 262V264H4ZM8 263H9V262H8ZM8 263H5V264H8ZM15 263H14V264H15ZM26 263H25V264H26ZM30 263H28V264H30ZM51 263L48 262V264H51ZM57 263H58V262H57ZM57 263H56V264H57ZM66 263H67V262H66ZM73 263H72V264H73ZM83 263H84V262H83ZM85 263L87 264V262H85ZM104 263H105V261H104ZM109 263H110V262H109ZM114 263H115V262H114ZM119 263H120V262H119ZM121 263H122V262H121ZM131 263H132V260L130 261V264H131ZM133 263H132V264H133ZM144 263H146V261H145ZM144 263H143V264H144ZM151 263H150V264H151ZM162 263H158V264H162ZM168 263H167V264H168ZM176 263H175V264H176ZM184 263H186V262H184ZM184 263H182V264H184ZM194 263H195V262H194ZM196 263H197V262H196ZM196 263H195V264H196ZM199 263H200V262H199ZM9 264H10V263H9ZM11 264H12V263H11ZM45 264H47V262H46ZM100 264H101V262H100ZM106 264H107V262H106ZM125 264H126V262H125ZM140 264H141V263H140ZM156 264H157V263H156ZM171 264H172V263H171ZM186 264H187V263H186ZM192 264H193V263H192Z\"/></svg>",
  "mask_w": 264,
  "mask_h": 264
}]
</instances>
